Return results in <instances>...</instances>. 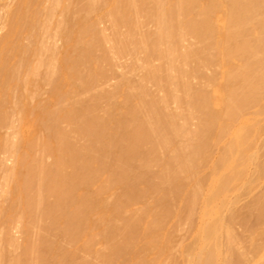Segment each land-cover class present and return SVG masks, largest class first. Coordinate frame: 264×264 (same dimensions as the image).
Segmentation results:
<instances>
[{"label": "rangeland", "instance_id": "obj_1", "mask_svg": "<svg viewBox=\"0 0 264 264\" xmlns=\"http://www.w3.org/2000/svg\"><path fill=\"white\" fill-rule=\"evenodd\" d=\"M17 1L18 0H0V34L6 29V19H7V17H9L13 13V11L17 8ZM87 1L88 0H29L28 1V4L26 6V10H28V12H30L32 14V19L29 20V21H27L25 23V25L22 27V29L20 31V34L15 37V41L14 42H15V46L18 48V51L15 52V53H13V54H11V55H9L7 57L6 64H7V67L10 69L14 65H16L18 63L19 64H22L21 62H24V67L23 68H26L25 65H28V66H31V67L32 66H37V69H36L35 75L32 78H29L28 81H26L24 83V85L23 84L22 85H15V84L12 83V84L9 85V88L6 90L5 93L0 94V141H1V138H3L5 136H7V135H9V134H11L13 132H15V130L17 128L16 126H17L18 121H19V109H18L19 106H21L23 109H25L26 111H28L29 115L32 114V113L33 114L38 113V112L40 113L42 111H44V112L47 111V112L51 113L50 111L53 112L54 110L59 109V108H60V111L63 109V113H64V110H67V112H69L68 110H70V113L72 111L74 112V114L72 113V115L74 116V119L76 120V123H77V120H81V122H82V120L85 119V118L84 119H77V118H79L80 116H83V115L85 117L90 118L91 121H92V119H95L96 116H99V114H98L99 108L106 106L107 108L106 107H104V109L101 108L103 110H105V109L107 110L108 109V111H107L108 114H106V112H105L106 110L104 111L105 113H103V114H106L107 116L104 115L105 116L104 117L102 115L104 118H101L102 116H100V118L102 119L101 121H103V122L101 124H99V121H96V120H100L99 117H97L98 119L93 120V121H95V123L97 122V124H99L100 126L102 125L103 128H104V125H106V127L109 130L110 134L113 135L115 133L114 136L115 137L116 136L118 137V135H117L118 134L117 133L118 132L117 131V126L121 125V123L123 121H126L127 114H129L128 113L129 112V109L132 108L131 110H133V108H134L133 105H135V103H137V102L140 103L139 104L140 107H143V105L141 106L142 103L140 101V98L143 99L144 96L142 97L140 95V98H139L138 94L136 95V93L137 92H143L144 94H146L148 91H151V92L153 91V88L154 87L151 88L152 86H150V85H153V83L151 81H153L154 78L153 79L150 78L151 79L150 82L152 84L151 83L150 84L146 83L147 85H149V87H147V85H146V87L148 89L151 88L150 90L147 91L146 90L147 88H143V86H140L142 84L139 83L140 79L143 76L140 75V74H139L140 76L138 74H136V76L135 75H131V73H134V72H131L132 69L130 70L129 68H126V67H129V65H127V64H129L128 61H127L128 63L122 61L123 63L126 64V66L120 65L119 67L120 68L129 69V70H126V69L123 70L122 69L123 71L122 70H121L122 72L120 71L121 74L124 75V73H123L124 71L125 72L126 71L127 72L130 71L129 72L130 74L129 73H127V74L125 73L126 75L122 76L119 73V71L117 72V70H120V68H116L115 67V69H117V70H114L113 66L112 67L110 66L112 64V62L111 63L109 62L110 64L106 62V65L107 66L104 65L106 69L103 71V74L100 76V72L102 73V71H99V73L97 72L99 74V75L97 74L99 76V79L96 81L97 75L95 74V76H96V78L94 80L95 82L93 80H91V79H93L95 77L93 75L95 73V71H93L94 73L92 72V70L94 69L93 68V64L92 65L89 64L88 61L90 59L92 61L91 56L98 55V49H96V51H95L94 49H92V47H90V45H89L91 43L90 39L92 37H94L93 34H95V33L98 32V31L96 32V30H102V29L104 30L105 29V26L107 24L106 23H103L102 21H101L102 22L101 23L100 20H99V18L103 14H105L106 12L109 11V9L111 7V0H92L93 2H91V0H89L90 3H88V4H91L92 3L91 4V7L88 5L89 8H90L89 10H87V8H86L87 7ZM240 1H238V2H240ZM260 2H261V0H260ZM260 2H258V3H260ZM144 3L142 2V4H144ZM196 3H198V4L202 5V6H206V5L210 6V5H213V4L220 5L221 0H197ZM241 3H242V1H241ZM241 3H240V5H241ZM262 3H263V1L261 2V4ZM225 4H226V2L224 4H222V5L223 6H226ZM235 4H237V3H235ZM255 4L258 6L257 3H254V5ZM144 5H143V7L146 9L147 7H145ZM148 5H149V3H148ZM256 5H255V7H256ZM227 6H230V5H227ZM227 6H226V8L221 7L218 11L215 12L214 18H212V19L215 20V21L213 20L215 23H217V22L218 23H221V21L224 19V17H225L224 11H225V9H227ZM237 6H238V4H237ZM247 6L248 5L246 4L245 7H247ZM143 7L140 8V9H143ZM149 7H151V5H149L148 8ZM242 7H241V9H242ZM260 7H261V5H259V8ZM148 8H147L146 13L150 10ZM151 8H153V6ZM140 9H138V11H140ZM145 9L144 10H141L142 13L140 11L141 14L140 13L139 14L142 15L141 18L144 19V21L146 19H147V22L148 21H151V18H149L150 20H148V18H146L147 17V16H145L146 14L143 16V11H145ZM252 9H254V6H253ZM23 11H24V9H23ZM262 11H263V8H262ZM259 12L260 11H258L257 13H259ZM195 13H196V11H195ZM195 13H194V10H193V13L187 15L186 17L191 16V15H193ZM148 15L149 16H151V15L153 16L152 11ZM255 15H256V13H255ZM196 16H198V14ZM196 16H194V15L192 16V18L194 19L193 22L197 18ZM260 16H261V14H260ZM258 18H262V16L261 17H258ZM187 19L185 18V21H187ZM190 19H191V17L189 18V20ZM212 19H211V21H212ZM255 19H256V17L254 18V20ZM189 20H188V22H189ZM128 21H132V18H131V20H128ZM144 21L142 20V22H144ZM197 21H198V19H197ZM200 21H202V20H200ZM183 22H184V20H183ZM183 22L181 21L180 24H182ZM188 22H185L186 23L185 25H187L188 28H189L190 26L188 25ZM191 22L189 24L192 25V27H191L192 30H193V26L199 25L198 24L199 22H197V25H195L194 23H191ZM263 22H264V20H263ZM152 23L154 24V21ZM252 23H253V20H252ZM145 24H143L144 26L142 25L143 28H145V30L142 29V30H144V31H142L143 33L147 30L146 27H145ZM148 24H149V22H148ZM183 25H184V23H183ZM251 25H249V27H251ZM249 27L247 28L248 31H249ZM150 28L151 27H149V29ZM176 28H178V26ZM176 28H175V30L172 28V31H175L176 32ZM191 28H189L187 31H189V32L192 31V30H190ZM152 29L153 28H151V30ZM194 29L195 30H193V31L195 32V34H197V35H195V37H197L198 36V28L197 29L194 28ZM142 32H140V33L143 34ZM149 32H151V31H149ZM200 32H201V30L199 31V34L202 33V32L201 33ZM252 32H253V29H252ZM151 33H147L146 36L148 37L149 34H150V36H152ZM185 33L188 34L186 31H185ZM91 34H92V37H91ZM173 34H172V36H173ZM244 34H245V36H249V34H250V37L254 38L253 33H252V36H251V32H247V34H246V32L245 33L243 32V35ZM192 35L194 36V34H192ZM203 35H204V33H203ZM189 36H190V34H189ZM189 36H188V38H186L187 42L188 41L190 42V40L191 41H194ZM202 37L203 36H201V38ZM205 37L208 38L207 35ZM205 37L202 38V39H198L197 40L198 43L201 40L203 41V39H205ZM240 37H242V36H240ZM152 38H153V36L151 37V39ZM197 38H195V39H197ZM246 38L247 37H244V39H246ZM151 39L149 38V40H151ZM174 39H176V38H174ZM254 40H256V39H254ZM181 41L183 43L185 42L182 39H181ZM251 41H253V40H251ZM262 41H263V44H264V39ZM174 42L176 43V40H174ZM182 42H180L178 45H180ZM148 43H149V41H148ZM151 43H152V41H150V44ZM170 43H172V42H170ZM246 43L249 44V42H246ZM260 43H262V42H260ZM260 43H258L255 46H259ZM190 44H191V42L188 43L187 45L189 46ZM252 44H254V43L252 42ZM43 45L48 46V47H45L47 49V51L45 50L46 52L45 53H42V54H40L38 52L39 53L38 54L37 53V50L39 51L40 50L39 48L42 47ZM181 45H180V47H181ZM183 45H182L183 47H181V48H183L185 50L187 48V49L190 50V48H188L185 44H183ZM203 45H207V44H203ZM185 46H186V48H185ZM191 46H192V48L194 50L193 45H190L189 47H191ZM194 46L199 47L198 44L197 45L195 44ZM152 47H153V45H152ZM180 47H178V48H180ZM208 47L210 49V46H208ZM228 47H229V45H228ZM252 47H253V45H252ZM262 47H264V46H262ZM93 48H95V47L93 46ZM150 48H151V46H150ZM150 48H148V49H150ZM154 48H155V50H158L156 48V46ZM202 48L204 49V46H202ZM255 48H257V47H255ZM259 48H260V46H259ZM259 48L257 50H259ZM148 49L146 50L145 53H147ZM183 49L182 50L180 49V50L183 51ZM199 49L201 50V47ZM206 49H207V47L205 48V52H206ZM213 49H214V47H213ZM263 49L264 48H262V50ZM155 50L152 48V52L153 51L154 52H157ZM99 51L102 52L101 50H99ZM129 51H131V52L132 51H136L134 53L135 55L139 54L138 52H140L139 49H136V50H131L130 49ZM129 51H127V52H129ZM176 51H178V50H176ZM197 51L199 52L198 49H195V52L194 51L193 52L196 54ZM40 52H42V51H40ZM141 52H142V50H141ZM202 52H200L199 56H202V54H201ZM205 52H204L203 57H205ZM253 52H255V51H253ZM84 53H86V54L88 53L87 55H90V59L85 62V63L88 62V64H87L88 67H90V68L92 67L91 68L92 70H90V68H88L91 71L90 74H89V72L88 73H85L86 72V69H87V68H85L86 67L85 64L80 63V64L83 65L84 69H83L82 65H80V64L79 65L82 68L81 67L80 68L77 67L76 64H72L71 65L72 62L74 63V60L73 59H76V58L80 57V55L82 56ZM153 53H149L148 54L149 55V58L152 55H155L156 54V53H154V54ZM179 53H181V52H179ZM194 53H192V55ZM256 53L255 54H256V57H257V55L260 53V51H259V53L256 51ZM99 54H101V53H99ZM150 54H152V55H150ZM87 55L85 56V58L87 57ZM102 55H100V56H102ZM135 55H134V57H135ZM140 55H142V54L137 55V57L140 56ZM144 55H145L144 58L146 60H148V56L146 58V54L143 53L142 56H144ZM210 55H212L211 58H215L214 55H213V53L210 54ZM244 55L242 57H244ZM54 56H56L55 57L56 58L55 60H56V63H58V64L57 65L54 64L57 68L54 67V66L53 67L56 68L58 71H60L59 73H61V72L62 73H66L64 70L68 71L69 69H71V66H72L71 71L70 70L69 71H70V75L73 76L72 70L75 69V67L73 69V66H76L77 68H79L81 70L83 69V71H85L84 72L85 75H87V74L90 75V78L91 79L89 78V80L87 81L88 78L85 79L83 77V75L81 76V74H80L77 77H80L81 76L82 78H84L85 80L83 79V81H86V82H83V81L82 82H83V84L86 83L85 85H81L82 83H78L77 80H76L77 81L76 82L77 84H76L75 81H74V79L76 77L73 78L72 76L71 77H72V79L74 81L73 83H75L76 85L70 84L72 80L70 81L69 84H66V83H63V82L56 83V80H53L52 78H50V72H53L55 69L53 68V71H49V69H48L49 67L47 68L44 65V63L50 57L53 58ZM199 56H198V53H197V58H199ZM218 56H217L218 58L216 57L219 60V63H217V64H219V66L217 65L219 67V69H217V70H216V68L214 70V67H213L212 64H207V62H205L204 65H202V66L204 68L205 67V64H206L207 67H205V70L202 71V69L201 70L199 69L200 66H201V63H200V66L197 64L199 66V68H198L199 71H202L201 73L203 74V75H201L200 72H199L200 79H198L199 78L198 76H197L198 78L195 76V73L197 72L196 70H198V69L195 70L194 75L192 74V72L190 73V71L189 72L186 71L187 73H185V74H184L185 71H182L181 72V73H183V74H181V76L182 75L183 76L184 75H190V76L192 75L191 76V79L188 78V80L191 81L190 82L191 83V86L189 87V85L186 84V85H188V90L186 91V93L189 91V88H191L192 90H190V91H194V93L196 94V96L198 94L196 92L198 90H200V94H202V92H204L201 95V98H203V95L207 97L206 94H210L212 97H214V96L217 97L218 96L217 98L219 100V103L217 105L211 106L212 109H214V110L211 111L209 109L212 112V114H214V116H213V118L215 117L214 119H216V115H219V117L221 116L219 118L220 120L219 119H218V121L215 120V122L217 121L216 122V125H213V126H215V128L213 127V129H211V130H209V128H207L206 131L208 130V132H205L204 131L205 129L202 128L201 130H203V129L204 130H203V132L202 131L201 132L202 133L205 132L206 134L205 135H199L197 133L199 137H197V136L195 137L196 140H198L199 138L201 139V137L203 136L201 140L205 141V142H202V143H205V144L203 145V144H200L199 141H197V142L195 141V143L197 145L200 144V145H202L204 147L202 148L201 146H198L199 148L201 147V150L203 149L202 151H200V149L196 148L198 151L201 152V154L197 158V160L194 161V166H191V167H193L191 169V172H193L194 174L189 172L190 171L189 170L190 169L189 168L190 166H189L188 167L189 168L188 169L189 171L187 173L185 172V174L184 173L180 174V172H179V175H183L184 177H182V176L181 177L180 176L179 177H175L173 175L175 170L172 169L174 171L173 172L172 171H169V173L171 172V174L175 177V179L170 182L171 177H169V176H171V175L165 173L166 170L165 171L163 170L165 168L166 169L168 168L167 166L163 168V165H166L168 163V161H169L170 166H172L171 165V160L172 159H171L170 155L167 156L168 159H169V157H170V159L169 160L167 159L168 161L166 163L164 161H165V158H167V157L165 156L163 158L164 161H162V156L163 155L161 154L162 152H164L163 149H165V148H163L162 149L163 151H162L161 148L163 146L161 148L158 147V146H154L155 144L152 142V144H154L153 147L156 148L155 150L152 149V144H150V142L152 141V139L154 140V138H153V137H155L154 135H157L158 136L157 133H160L162 131H165L166 130V126L168 128L169 127L168 125H170V123H171L167 119L166 121H168L169 123L167 124L165 122L167 125L165 123H164L165 125L163 124L165 126V128H164L165 130L160 127L159 132H156V130H155L156 126H159V124L162 123V120L164 122V119L163 118H165V117H163L162 120L157 121L155 119L156 116H152V113L153 112L152 113L151 112H147V113H149V115L151 113L152 118L155 117L154 119L156 121H154V119H153L154 122H160V123H157L158 125H154L156 123H153V125L155 126V128L151 126V128L153 129V131L155 132V134L154 133H153L154 135L152 134L153 135V136H151L152 139L151 140L149 139L150 142L148 141V138H150V136H147V135L146 136L148 138L146 140L148 142L147 141L145 142V139H144V142L145 143H143L141 145H136L134 143L136 141V139L133 142V140L131 138H133V136L137 137L136 135H134V132H133L137 127H135V129L133 127L134 126H138L139 121L138 122H135L134 120H132V122H131V119L132 118H135V115H137L139 113V112L137 113V111L140 110V112H141V109H140V107L137 104V106L139 108L137 107L138 108L137 110H136V108H134L135 109V114H133L134 117L131 115V112L133 113L134 110L133 111L130 110V115L132 117L130 116L129 119H130V122L132 123V126H133V124L135 122L134 126L132 127L133 128V131H132L133 134H131V133L129 134V132H128L129 131L128 129L131 127V124L128 122L130 124V126H129L128 129H126L124 127H121L123 130L124 129H126V130L123 131L121 129L122 132L119 130L120 132H119V137L118 138H120L121 135H122L121 136V139L123 137V140H121V139L119 140L120 141L119 144H117V143L114 144L115 142L114 143L111 142L114 138L111 137L113 139L110 141L111 138L108 135L109 133H107V135L110 138V139H108L109 140L108 142H109V144H110V142L113 143V145L106 148V146H103V145H106L108 143L103 144V141H102V144H100L101 145L100 146V145H98V143L96 141H93L94 143L96 142V144L99 147H101V148L104 147V149L101 150V148H100V152H98L96 150V153H94L95 151L93 153L92 152L90 153V147H88V149H89V153H88V152H86L87 149L84 150V147H82L83 148L82 149L81 147H78V145L75 146V147L73 146V148H72L71 145L74 144V143L72 144V141L73 140L71 141V143H68V141H70V140L67 141V145L66 146H70L69 149L70 148L73 149V150H71L72 152L76 148H78V149H76L77 151L78 150L80 151L82 149V150H84V152L87 153V155H85L86 153H82L83 151H81L82 155H85L84 158L82 156L83 159L80 158L81 160H84V159L87 160L86 163L88 161H91L92 162V166H90L91 164H90V162H88L89 166L90 167H93L92 169H95V168L99 169V170H97L98 173L95 172V171H91L92 169L90 170L89 169L90 167L85 162H83V165L85 163L89 167L88 168V170H90L89 172H95V174L97 173V175H95L93 173V176H92L93 177V180L92 181H89V183L86 182L87 184H84V180H85L84 177H85L86 174L83 172V169L86 168V166L84 165L85 166L84 167L83 165H79V166H83L84 167L83 169H79V170H82V171H80V174L81 175H82L81 172L84 173L83 174L84 177H83V175L81 176L80 174L79 175L82 178L80 176H79L80 178L78 177L79 179H82L83 180V184L84 185H82V182L81 181H80L81 182V185H80L79 184V181L77 182L78 179H76V182L77 183L74 181L75 180L74 179L75 177H73V175H74V173H77L76 170H77V165L78 164L77 165L74 164V165H76V168L72 164L73 167L70 168L71 170L69 169V171L66 172V176H69V178L68 177H65V176L62 177V179L64 178L63 180H65V178L66 179L68 178L69 180H71L72 178L70 179V177L72 176L73 177V180H71V181L72 182L74 181V186L73 185L71 186V184L69 185V183L67 184V185H69V187L66 186V185H63L62 186V190H60L62 192V194L59 195V197L60 196H65L66 194H68V193L65 194V192L70 191V187L71 188L74 187L75 189L74 188H72V189L75 190V192H74V194L76 195L75 197L76 198H81V197L85 198L84 201L88 205L91 206V210L89 209L90 211H87V208L85 207L87 212L85 211L86 213L83 215L85 217L82 216L83 217L82 218L79 213L84 209V206L86 204V203H84V206H82L83 208L81 207V205H83L82 202H84L82 199H81L82 200L81 201L82 204H80L79 203L80 200H78L76 198L73 200V202L75 201L74 202L75 204L72 203V205L74 204V206H75L76 204H80L79 209H81V210H78L77 211L76 208H77L78 205H76V208L74 206L71 207L72 205H70V203L67 201V199H69L68 196H70V195H67V198L65 197L66 199L65 198L64 199L61 198V199H63V201H67L66 203H67V206H68V212H69V210L75 208L72 212L73 213H76V214L78 213L77 214L78 218L81 217V219L75 220L76 222H74L75 223V225H74L75 228L74 229L67 227L69 231L68 232L65 231V229H67L66 228V225L68 224V226L71 227V224L74 221L73 219H75V217H77L76 214H75V216L73 218L72 215L69 214L71 211L69 213H66V214H68V216L70 215L72 217V220L73 221L70 220L71 221V224L65 222V220L67 221V218L65 217L66 216V214H65V211L66 210H64V211L62 210L63 213H64L63 215H65V216H63V217H65V220H64V218H59V217L62 216L61 215L62 212H61L59 214L61 216L58 215L57 216L58 219L56 218L57 221H55L53 219L54 221H52V223H50L51 222V220H50L51 218L48 215L50 213H51L50 215H52L54 211L52 209V211L49 213V211H50L49 208H50L51 205H53V203H55V201L57 203V200L55 199L56 198L55 195H57V194H55V193H58V194L60 193V191L58 190V188L56 189V192H54V190L52 191V189H51V191L54 192V195L52 194L53 197L49 194V191L50 190L47 191V195L48 196H51V197H49V198L44 197V199L46 198L47 200L46 201L43 200L44 204L41 205L42 208H41V206L39 208L41 210L43 209L42 212L40 213L41 215H43L45 213L44 211H46V212L48 211V213H47L48 215L47 216L50 218L49 220H47L48 218L45 216L47 218L45 220L44 219L45 217L42 216V218L45 220V221H41L43 223L44 227L41 228V230L39 232H38V229H40V226H42V225H40L41 223L39 224V221L41 219L38 218V219H40L38 221L37 220V217H36V221H38V223H35V225L37 224V225H39V227L35 229L34 228V225H33V228L35 229V231H33L34 229L32 230V228H31L32 225L31 224L29 225L27 223L28 222L27 220H26L27 221L26 224H28V225H26V227H27L26 228L24 226V224H25L24 223L25 222L24 220L26 219V217H25L26 214L25 213H27V211L26 210L21 211L19 209V213L21 211V213L23 212L24 215L23 214H20L21 215V219H22L21 225L19 223L20 221L18 222V220H20V219H18V220L16 219L17 220V223H16L15 215H17V213H15V211L18 212V210H14V209H18V208L16 207V205H14L15 203L14 204L12 203V201H13L12 195H10V194L8 195V198L10 199L9 200V204L10 203L13 204V205H10L11 206L10 207L8 205V203L5 204L6 202H8V198H6L7 194H4L3 191H2V193L0 192V194H1L0 197L1 198H3V197L6 198V199L3 198V199H5L6 202H4V201L1 202L2 200L0 198V213H1V211H3L6 208H8V209H6V212L3 211L4 212V215H2L3 218L0 215L1 218H2V219H0V240L3 239V242H5V248L3 247V249H2L3 252L1 250V252L3 253V254H1V255H3L2 256L3 259L2 258L0 259V262H1L0 264H7V262H8L9 259L14 260V258H15V260L17 259L16 261L20 260L19 262H22V264L24 262L26 264H29L30 261L33 260V258H35V257L37 258L39 255L41 256L42 261H40L38 259L40 256L37 258L38 260L35 258L37 260L38 264H75V263H77V264H79V263L80 264H85L88 260H90L89 259L90 257H93V256L95 257L96 256L95 254H98V257L95 258V259H92L91 260L92 261L91 264H195V262H197L195 260H198L197 257H196V253H197V250H198L197 249L198 246H196L197 243L196 244L194 243V234L198 230L199 226H201L202 223H203V220H202V217H201V213H200V211H201V199H202L203 195L206 194V192L208 190L207 188H209L210 176H211V172H212L213 167L217 166L218 163H219V160L222 158V156H220L221 152L223 151L222 148H225L223 146H225V143H227L228 142V139H229V136H228V134L226 135V133H229L230 130H234L237 127H239V125L241 124V122L243 120H245V119L251 121V126L245 131L243 138L240 140L239 148H240V151H242V153L245 155L244 159L246 158L245 159L246 162L243 161V160L241 162L242 163L245 162L246 165L243 166L244 163L242 164L240 162L242 165L239 164L240 166H238L237 171H240L238 169H242L241 172H238L237 173L236 170H235L236 173L235 172L232 173L233 174V176L231 175L232 178H230L229 181H227L226 183L225 182H224V184L222 183L223 186H221L222 188L220 189V191L218 193V197L216 198V202L221 205V207H220V209L218 211V219L222 220L223 222H227L228 227H229L231 233L233 234L234 238L237 241L236 242V251L234 253L237 252L235 257H241V258L240 259H236L234 257V259H233V255H235V254L232 252L233 254L230 255L232 258H230V256H229V262H231L233 264H264V260L263 259H260L258 257V251L260 250L259 247H262V245L264 244V212H262V211H264V207H262V205L260 203L261 200L259 201V199H261L262 197H263L262 199H264V92L261 91L264 88V87H262L264 85H262L260 83L261 84V87L260 88H262L261 90L257 86H255V87H257L261 91V93L263 92L262 94H257L258 92L256 93L257 95H260L259 97L257 96V98H254L256 95L254 94V96H253V94H251L253 96L252 98H250L251 97L250 95L248 96L249 97L248 99H246L245 97H244L245 99L241 97L243 100L238 103L237 97L235 96L236 95V92H234L235 95H233L232 92L234 90L233 91H231V90L233 88H236V89L238 88V90L239 89L241 90L242 88H244L243 87V83L244 82L240 80V79L243 80L244 77L241 78V76H240V79H237V77H235L236 78L235 80L229 81L228 80L229 77L228 78H224L223 77V75H224L223 72H226L227 70L228 71L229 70H234V71H232V73L234 72V75H235V70H237L239 68L242 69L243 66L245 65L244 63H246V59L245 60L243 59L244 60V63H243L244 65H242L243 60H241L242 57L240 56L241 59H239V58L234 59L230 63L228 62L223 67V64L220 62V55L218 54ZM258 56L260 57L261 56V53ZM137 57H135V58H137ZM140 57H139V59H141L140 62L137 61L138 58L135 60V58L132 57L134 59V61H135V64H138V63H136V61L141 64L142 60H145V59H142L143 57L142 58H140ZM153 57H155L156 60H157V56L156 55L153 56ZM153 57H151V58H153ZM159 57H161L160 54H159ZM193 57H195V56H193ZM203 57L201 59H203ZM80 58H82V57H80ZM85 58L83 57V62H84V60H86ZM95 58H97V57L95 56ZM95 58L93 57V59H95ZM102 58L103 57L97 58V59L101 60ZM126 58L128 59V56H126ZM257 58H256V60H257ZM263 58H262V60H263ZM122 59H124V58H122ZM129 59H130V57H129ZM153 59H150V60H153ZM163 59H161V61ZM188 59L186 61L187 63L189 61L188 64H191V62H190L191 59L193 60L194 63L197 62L196 61L197 59L196 60L193 59L192 56L191 57L189 56ZM205 59H207V61L210 60L209 57L208 58L205 57ZM205 59H204V61H205ZM71 60H73V61L71 62ZM80 60L82 62V59H79V62H80ZM126 60H124V61H126ZM212 60H214V59H212ZM212 60H211V62H212ZM247 60H248V58H247ZM76 61L78 63V59L75 60V62ZM158 61H156V63ZM198 61L200 62L201 60L199 59ZM250 61H247L248 62L247 65H250ZM253 61H254V58H253ZM122 62L120 61V63H122ZM168 62L167 63L166 62H163V63H165L166 65L168 64L167 66L169 67L170 64ZM177 62H176L175 65H177L179 67V65H178L179 62L178 63ZM216 62H217V60L215 61V63ZM259 62H260V60H259ZM259 62H257V63H259ZM91 63H93V62H91ZM100 63L102 64L101 61H100ZM143 63H145V61H143ZM143 63H142V65H143ZM146 63H147V61H146ZM163 63H161V64H163ZM174 63L172 62V64H174ZM215 63L213 62L214 65H215ZM103 64H105V62H103ZM161 64L159 63V66ZM165 64H163V66ZM172 64L170 66H172ZM179 64H182L181 70H183V67L185 68V65H184L183 61L181 63H179ZM202 64H203V61H202ZM108 65L111 67V69H108V67H109ZM114 65H115V63H114ZM151 65H149L150 66L149 67V70H152L153 69V68L150 69L151 68ZM153 65H154V67L156 66L155 63ZM208 65H211V67H213V68L211 69V67H208ZM247 65H245V66H247ZM163 66L161 65L160 67H163ZM241 66H242V68H241ZM245 66H244V68H245ZM254 66L256 67V64ZM131 67H134V64ZM138 67H139V65L137 66V68H136V65H135V69L136 70L138 69ZM144 67H146V68L141 67V68H143V70H140V71H141V74H143L142 72H144V76H145V72H146V70L148 68L147 64ZM168 67H167V69H169ZM194 67H197V66H194ZM259 67H260V64H259ZM259 67H258V69H259ZM262 67H263V65H262ZM77 68H76V70L77 71H80V72H77V74L78 73H81V70H78ZM98 68H100L99 70H101L104 67H102V65H101V67H98ZM158 68H156V69L159 71ZM172 68H171V70H172ZM189 68H193V67H190V65H189ZM189 68H187V69L189 70ZM252 68L254 69V71L256 70V68H254V67H252ZM135 69H133V70H135ZM144 69H146V70H144ZM167 69H166V71H167ZM225 69H227V70L224 71ZM157 70H155V71H157ZM162 71H164V70H162ZM248 71H251V70L249 69ZM23 72H24V69L21 70V74ZM75 72H74V76L76 75ZM175 72H177V70L174 71L173 73H175ZM241 72L244 73V71H242V70H241ZM247 72H245V75H246ZM253 72H252V74H253ZM84 73H82V74H84ZM167 73H168V71L166 72V74ZM173 73L171 75V78L174 76ZM237 73H240V71L237 72ZM242 73H241V75H242ZM148 74H149V72H148ZM152 74H153V72H152ZM162 74H163V72L161 74H159L158 77L160 75H162ZM256 74H258V72H256ZM137 75L139 76V80H137V78H136V77H138ZM179 75L180 74H178V76ZM196 75H198V74L196 73ZM238 75H236V76H238ZM248 75H247V77L249 78L250 75L249 76ZM260 75H262V74H260ZM263 75H264V72H263ZM91 76H94V77L92 78ZM156 76L157 75H155L153 77H155V79H156ZM181 76H179L178 78H180L181 79V83L184 84L186 82L185 79H184L185 76H184V78L181 77ZM201 76H204V77L202 78ZM149 77H150V75H149ZM149 77H146V78L149 79ZM151 77H152V75H151ZM162 77H163V75H162ZM207 77H209V78L207 79ZM211 77H212V80H213L212 82H211V80H209ZM247 77H245L244 79H248ZM254 77H255V75H254ZM254 77H252V78L255 79ZM12 78H13V75L10 74V79H12ZM144 78H143V80H142L141 83H144L143 82L144 81ZM146 78H145V80L147 82L148 79H146ZM160 78H158V79L160 80ZM173 78H175V77H173ZM158 79H157V82H158ZM162 79H161L162 81H165L166 78H162ZM169 79H170V77H169ZM180 79L179 80L176 79L177 82L180 81ZM78 80H80V78ZM171 80H172V85L171 84H169V85L173 86L174 80L173 79H171ZM188 80H187V82H188ZM256 81L257 82H259V81L262 82L264 80L262 79V81H261V76H260V79H256L255 82ZM79 82H81V81H79ZM87 82H88V84L90 86L89 87L87 86L88 88L86 89V85H88ZM89 82L90 83L92 82V83L90 84ZM153 82H154V85H155V81H153ZM177 82H175L174 85H176ZM255 82L254 83L251 82V83L256 84ZM181 83H178V86ZM78 84H80L81 86H84V87L81 88L80 86H78ZM138 84H139L140 87L138 86L139 88H138V91H137V89L135 90V88H136V86ZM163 84H159V82H158L157 85H159L158 86V87H160L159 89H162L163 90V87L164 86L163 87L160 86V85H163ZM166 85H168V82H166ZM186 85H184V87ZM256 85H258V84H256ZM171 86H169L170 89H169V87H166V88L169 89L168 92H170ZM246 86H247L246 88H248L251 85L248 86L246 84ZM174 87H176V86H174ZM179 87H181V89L179 88L178 90H182L183 87L182 86H179ZM229 87H233L230 90L231 96L233 95V96L236 97V101H237L238 104L234 100L235 101V104H237V105L233 104V105H235V109H232L234 106L232 108L231 107L229 108V105H228V108L227 109H232V113L233 114L230 113V110H227L229 112V115L226 116L225 111H224L225 107H223L226 104L222 106L223 108H220V106L222 105V102H225L226 100H227V102H229L228 99H226L228 97L226 96V94H224V91H222V90H228ZM251 87H254V86H251ZM128 88L130 89V91L129 90L127 91ZM166 88L164 87L165 92H163L161 90V92H163L162 96L165 93H167ZM132 89H134V95L132 94L130 96V93L129 92H131ZM143 89H145L146 92ZM154 89H155V91L158 90L156 88H154ZM174 90H176V89H174ZM216 90H218L220 94L218 93L216 95V93H215ZM125 91L128 92L129 96H127L128 94L125 93ZM177 91H173V92H177ZM183 91H185V88L183 89ZM241 91H240V93H241ZM243 91L245 93L244 94H241V95L246 96V94H250L249 92L246 93L245 90H243ZM159 92L160 91H158V93ZM173 92L172 93L170 92L172 94V96L174 94ZM103 93H106V94L105 95H102ZM170 93H168V94L170 95ZM179 93L180 92L178 91V94ZM186 93L184 92V96H185ZM194 93H192L193 96L191 94V98L192 99H195V101L192 100V99H190V100H192L193 102H196V99H197L198 96L196 98H193L195 96ZM155 94H156V92L152 96L150 95V97L152 98ZM168 94L167 95H164V96L165 97L167 96L166 98H168V96H169ZM180 95H181V100H183V98H184V97L182 98L183 94H180ZM92 96L97 97V99L95 98V100L98 101V105H99L98 106V110H97V107H96V102L97 101H96L94 107H96V110L97 111L95 110V112L94 111H91V109H90V108H92V110H94V108L90 105L91 104V100H92V105H94L93 104L94 103L93 102L94 101L93 100L94 98ZM146 96L149 97V93ZM162 96L160 98L161 100H162ZM172 96H170V99H173L176 95H174V97L171 98ZM87 97H91L93 99L89 100V98L87 99ZM148 97H147V99H148ZM158 97H159V95H158ZM187 97H186V99L184 98L185 101L186 100L188 101ZM176 98H177V96H176ZM199 98L200 97H198V99ZM201 98H200V100L202 101ZM222 98L223 99H226V100L223 101ZM147 99H145V101H143V102L148 101ZM208 99L209 98H207V100ZM211 99H209V100L211 101ZM238 99H239V97H238ZM161 100H159V102ZM164 100L165 99L163 98L162 101H164ZM167 100L168 99H166V102L169 101V100L168 101ZM177 100H178V98L176 99V102H177L176 103V106H180L181 104L183 106L185 105L183 103L184 100H183V102L181 101V104H179V102H178L179 100L178 101ZM153 101L154 102L157 101L156 98ZM192 101L191 102L189 101L190 102L189 105H191V103H193ZM201 101L199 102V105L202 102H204V101H202V102ZM159 102H158V104H159ZM172 102H173V100L171 102H169V103H172ZM149 103H150V98H149ZM169 103H168L167 108H165V109L166 110L168 109V110H171V111L174 112L175 108H174V110H172V108H173V106L174 107H176V106L175 105L172 106V104H169ZM197 103H198V101H197ZM145 104L146 103H144V106L148 110V108L150 106L148 104H146V105L149 106L147 108V106ZM177 104H179V105H177ZM205 104H207L206 101H205ZM150 105L153 106L152 103ZM164 105H166V104H164ZM195 105H196V103H195ZM195 105L193 106V108L196 107ZM201 105H204V104L202 103ZM191 106H190V108H191ZM205 106L202 107V108H204L203 110H205V109L207 110L208 107H209V105H207L208 107L206 106L207 108ZM236 106H238L237 109H236ZM153 107H154L153 109L156 108L155 107V104H154ZM163 107H165V106H161L160 105V108L161 109L158 107V109H160V111H158L157 113H159V112L162 113V108ZM200 107L201 106L198 107V104H197V107L196 108L199 109ZM190 108H187L186 107V110L188 111V109L190 110ZM196 108H194V109H196ZM143 109H142V112H143ZM179 109L177 110V112H175L173 114H175L177 116L178 115L180 116V111H182V110L179 111ZM103 110H101V111L103 112ZM166 110H164V111H166ZM183 110H184V107H183ZM200 110H201V108L199 110H197V112H200V114H201V111L203 112V110H201V111ZM233 110H237V111L236 112H233ZM58 111L56 110L57 113H58ZM60 111H59V114H58L59 116H60V114L62 115V113H60ZM210 111H208L207 114ZM223 111H224L225 117L222 116L223 115V113H222ZM56 112L54 113V117H55V115H57ZM166 112H168V111H166ZM188 112H190V111H188ZM194 112H196V110ZM101 113H100V115H101ZM144 113L145 112H143L142 114L139 113V115L137 116V118H139L140 115L142 116ZM154 113H156V112L154 111ZM176 113H178V114H176ZM185 113H186V111H185ZM185 113H183L184 117L187 114V113L186 114ZM204 113L206 114L205 111H204ZM159 114H156V115H158V117H157L158 119H159V116H160ZM168 114H170V111H169ZM168 114L166 113L167 118L169 117ZM190 114L191 113H189V116H190ZM193 114H195V113H193ZM200 114H198L199 116L197 115L198 116V119H197V117H194V119L196 118L197 120H199L200 119L199 117H202V119L208 117L207 114H206L207 115L206 117H204L205 115L201 116ZM65 115H67V113ZM170 115H172V114H170ZM62 116H64V114ZM145 116H143V118H147L148 117V115L146 117ZM151 116H149L150 118L148 117L147 120L148 119H151ZM162 116H163V114H162ZM172 116L170 118H173L174 117V116L173 117ZM179 116H178V119H179ZM189 116H187V117H189ZM193 116H195V115H193ZM50 117H48V120H50ZM128 117H129V115H128ZM192 117H190V118L192 119ZM29 118L30 119L32 118L31 115H30ZM45 118H46V116L44 118L42 116H39V118L35 120V122L32 125V132H31V134L28 133V132H24V136H25L26 140L19 147V151H18L19 154L21 153L22 150L24 152H27L28 153L29 150L27 148L29 147V144L32 145V146L34 145L30 149L31 152L34 153L33 158L35 156L38 157L37 155L40 153L41 150H43L41 148H43L46 145L48 147V144L49 143H50L49 146H51V147L50 148L48 147V148L50 149V151H54L53 148H52V146H53V140H52V138L54 137L53 134H55L56 131H53L54 133L51 132L52 130H54V128H52V125L53 124L50 123V125H48L47 123H49V122L46 121ZM61 118H63V117H61ZM71 118L73 119V117H70V119ZM143 118H141L140 121ZM175 118H176V116H175ZM190 118H188V119L190 120ZM217 118H218V116H217ZM53 119H51L50 121H52ZM74 119H73V121L75 122ZM178 119H176V120L179 121V124H180V121H182L183 119L182 120H180V119L178 120ZM188 119H186V117H185L184 120H187V122H189ZM211 119H212V117H211ZM56 120L58 121L59 119H57V117H56L55 121ZM135 120L137 121L136 118H135ZM206 120H207V118H206ZM70 121H72V120H70ZM91 121L89 120L90 124H91ZM191 121L192 120H190V123H191ZM210 121H209V123L205 124V127H207L210 124ZM81 122L79 121V124H81L80 126L82 127L83 123H81ZM89 122H86L85 125H87V123H89ZM145 122H147L146 119H145ZM145 122L142 121L140 123H145ZM148 122L150 124H152L151 121L148 120ZM184 122H186V121H184ZM187 122H186V125H189L190 123L187 124ZM194 122L196 123V121H194ZM194 122L192 121L193 124H194ZM197 122L200 123L199 126H198L199 128H201L200 125L202 126V125H204L203 123H206L205 120H204V122L202 120V123L200 122V120L197 121ZM215 122L213 121V123H215ZM95 123L93 122L94 125H95ZM103 123H104V125H103ZM136 123H137V125H136ZM198 123H196V124L198 125ZM57 124H58V122L55 123L54 125L57 126ZM59 124H61V126ZM59 124L58 125H59V129H60V127H63L62 126V122L59 123ZM93 124H92V126L91 125H88V126L93 127L94 126ZM145 124H143V126ZM183 124H185V123H183ZM183 124H182V126L184 127L185 125H183ZM196 124H195V126L197 127ZM212 124H211V126H212ZM71 125H72V123H71ZM76 125H78V123ZM163 125H160V126L163 127ZM175 125H176V123H175ZM190 125L192 126V124H190ZM47 126H51L50 129ZM56 126H55V129L58 127V126L57 127ZM80 126H77V127L76 126H73L71 128L74 129V127H75V129L78 128L77 131H79L81 129H83V131H84V128H81ZM87 127H85V128L87 129ZM91 127H90V129L88 127L87 130H91L92 129ZM102 127H100V129L103 130ZM125 127H128V124H127V126L125 125ZM170 127H171V125H170ZM172 127H173V125H172ZM178 127L180 128V131H182L181 130V126L178 125L176 127V129ZM138 128L140 129V127H138ZM148 128H149V126H148ZM151 128L149 129L148 133L150 132ZM157 128H159V127H157ZM96 129H98L97 126L93 130L96 131ZM143 129H144V127L140 130V132L142 134H143L144 131H145V133L147 131V130H143ZM188 129H189V131H192L190 127ZM195 129H197V128H195ZM102 130H101V132H102ZM160 130H162V131H160ZM168 130L169 129H167V131H166L167 132V135H168ZM177 130L174 131V129H173L174 132H176ZM183 131L186 133V138H187V136L189 135L186 132L187 130H183ZM195 131H193V132H195ZM87 132L89 133V131H86L85 130L84 131V135ZM92 132L90 131V134ZM138 132H139V130H138ZM140 132L138 134H140ZM151 132H152V130H151ZM170 132L171 131H169V134L172 135L173 133L171 134ZM201 132L199 130V133L200 134H202ZM88 133L86 135H88ZM161 134L163 136L166 133L164 132V134L163 133H161ZM161 134H160V136H161ZM175 134H177V132ZM51 135L53 137H51ZM96 135H97V131H96ZM103 135L104 134L102 133L101 136H103ZM107 135H105L106 136L105 138H107ZM129 135L130 136L133 135V136H131V138H130ZM149 135H151V134H149ZM170 135H168L169 138H170ZM190 135H191V133H190ZM190 135L188 137H190ZM74 136H76V135H74ZM90 136H92V138H93V135L92 134ZM90 136L88 135V138ZM160 136H159V138L156 137L157 140L155 139L157 141L156 144H158V145L163 144L164 136H163V139L162 140H161L162 136H161V138H160ZM194 136H195V134H194ZM31 137L34 138V140H35L33 142L34 144H31L32 141H31V143L28 144V142L30 141ZM81 137L83 138V135ZM97 137H99V133H98V136H96V137L94 136V138H96L98 140ZM138 137H141V136L138 135ZM171 137L172 138H170V139H167V138L166 139L169 140V142H170V140H172L171 141L172 142L171 144L176 143V144H179V145H177V147H176V146H174L176 144L169 145L168 144L169 142L168 143L167 142H164V144H165V146H166L167 149L170 150L172 146H174L172 148H175V150L176 149L178 150V149L182 148L181 146H183L185 148V145H182L184 143V141H185V139H184L185 138V135L183 136L184 137L183 138L184 140L182 139V136H181V139L179 138V140H177L178 138L177 139H175V138L173 139V136H171ZM77 138H74V139L76 141L78 140L79 142L82 139V138L80 139V137H77ZM92 138L90 137V139H92ZM87 139H85V140H87ZM96 139H93V140H96ZM192 139L195 140L194 138H192ZM105 140H107V139H105ZM105 140H104V142H105ZM139 140H140V138H139ZM190 140H189V143H191ZM45 141H49V143L48 142H45ZM98 141H100V140H98ZM119 141H117V142H119ZM79 142L76 143V144H79ZM83 142H84V140H83ZM86 142H88V140ZM185 142L187 143L188 141H185ZM25 143L28 144V145H26L27 148H25L26 147L25 146ZM44 143H47V144L46 145H43ZM100 143H101V141H100ZM137 143H140V142H137ZM76 144H74V145H76ZM83 144L84 143H82V141H81L79 145L81 146ZM192 144H191V146H192ZM1 145L2 144L0 142V149L3 148ZM88 145L89 144L87 143V145H84V146H88ZM97 145L94 144L93 146L95 147ZM41 146H43V147H41ZM194 146L195 145L193 144V147ZM157 147L159 148V150L162 151V152L160 151L161 152L160 154L157 151L158 150ZM44 148H46V147H44ZM51 148H52V150H51ZM65 148L67 149L68 147H65ZM79 148H81V149H79ZM185 149H183L184 150L183 153H180V155L178 154V156L177 155H173V157L174 156L179 157V158L176 159L177 161L180 160V158H182V159L183 158L188 159L187 157H189L190 155H187L189 153H186V155L184 154V152H186ZM47 151H49V150H47ZM66 151H68V150H66ZM71 151H69V152H71ZM75 151L73 152V154L72 153H69V152H66V153L71 154V156L73 157V155H75V156L78 155ZM155 151H156V153H155ZM178 151L176 153H179ZM3 152H5V151H2V153L0 151V178L2 176L4 177V174L6 173L5 171H7V170H8L7 173H9L11 169L15 170L16 173L19 171V168H16L17 165H18V160L16 158H14V161H11L12 159L7 158V157L10 156L8 152L6 153V155H9V156H7L5 158L4 155H3L4 154ZM165 152L166 153H164V154H167L168 150L165 149ZM188 152H189V150H188ZM194 152H196V150ZM197 152H196V154H197ZM32 153L29 152L30 155H33ZM66 153H64V156L66 155ZM78 153H80V152H78ZM174 153H175V151H174ZM48 154H51L53 157L48 156ZM48 154L46 155V157H44L45 159H43V162L45 164V165L43 164L44 165V169H47L46 165L47 166H50L51 163H52V161L55 160V158L56 159L58 158V157H56V153L49 152ZM69 154H67V155H69ZM196 154L194 153V155L193 154L192 155L194 157H196L195 156ZM223 154H224V152L221 155H223ZM72 157H71V159H72ZM79 157H81V154H80ZM219 157H220V159H219ZM11 158H12V156H11ZM190 158H192V157H190ZM193 158H192V160H193ZM73 159L72 160L69 159L70 160V163L67 161L68 162V164H67V167L68 168L70 166H72L71 165V161L72 162L75 161V158L74 157H73ZM80 159H78L76 162L79 163L80 162L79 161ZM98 159H101L100 162L98 161L99 163L96 161ZM144 160H146L145 163L143 162ZM176 160H174V161H176ZM174 161L172 160V163H175ZM177 161H176V164L180 163L179 161L178 162ZM188 161H189V159H188ZM13 162H14V164H13ZM162 162H163V165H162ZM53 163H54V161H53ZM80 164H81V162H80ZM183 164L184 163L181 164L182 166L180 165V167H177V168H179V169L181 167L183 168ZM187 164H188V162H187ZM68 165H70V166H68ZM97 165L98 166H101L102 165V166L100 168H98ZM188 165H190V163ZM53 166H54V164L52 166H50V167H52V169L50 168V170H53ZM67 167H64V169H68ZM185 167L187 168V165ZM23 168H24V166H22V169H20V171L18 172V173H20V176L22 174L24 176V171L25 170H23ZM174 168L176 169V167H174ZM25 169H27L26 171H28V168L27 167ZM21 170H22V172H21ZM47 170H49V169H47ZM47 170H46V172L49 174V172ZM178 171L179 170H177V173H178ZM183 171H187V170H181V172H183ZM63 172L65 174V171L64 170H63ZM167 172H168V169H167ZM88 173H87V175L91 176ZM188 173H189V176H190V174L195 175L194 177L192 176V178H193L192 180H190L191 178L186 177V176H188L187 175ZM48 174H47V176H48ZM50 174H52V172ZM25 175H27V174H25ZM60 175H62V174L60 173ZM123 175H125V178H124ZM175 175H176V172H175ZM76 176H78V175H76ZM89 176H88V179L90 178ZM116 176L117 177L120 176V177L118 179L117 178L115 179ZM121 176H123V177H121ZM173 176H172V178H174ZM177 176H178V174H177ZM197 176H198V179H197L198 184H196V182H197L196 181ZM48 177L50 178L51 176H48ZM167 177H169L170 179L168 180ZM56 179H58V178H56ZM68 179L66 180V183L67 182H70L71 183V181H68ZM88 179L85 180V181H88ZM90 179H92V178H90ZM166 179L168 180V182H167ZM60 180H61V178H60ZM60 180L59 181L57 180L59 182L58 183L59 184L58 186H61L62 185V184L60 185V183H61ZM193 180L196 181L195 184L199 186L198 189H199V192H200V195L201 196H200L199 201H198V199L197 200L196 199H194V200L192 199L193 202L195 200L197 202L191 205V203L189 201V199H191V198H189V197L192 194L190 192L191 191V187H194L195 186L193 184ZM62 182H64V181H62ZM75 183L76 184H79L80 186L79 185H78V187H77V185L75 186ZM54 184H55V182H54ZM56 184H57V182H56ZM64 186L65 187H68L69 190L68 191L67 190H64V192H63V189L65 188ZM76 187H77V189H76ZM1 188L2 187L0 185V191H1ZM57 190L59 192H57ZM192 190H193V188H192ZM51 191H50V193H52ZM71 192L73 193V191H70L69 194H72ZM192 192H194V191H192ZM63 193L65 195H63ZM74 194H72V195H74ZM4 195H6V196H4ZM47 195H45V196H47ZM192 195H194V193ZM54 196H55V198H54ZM79 196H81V197H79ZM73 197L74 196H72V198H70V200L73 199ZM198 197H199V195L197 196V198ZM57 198H58V195H57ZM194 198H196V197H194ZM76 201H78V202H76ZM255 202L257 204L260 203V205L262 207L261 209H263V210L261 211V209H258V211L260 210L261 213H263L262 215L259 213L260 211L259 212L257 211V208H258L257 206H256L257 208L255 207L256 209L253 208V206H255V204H256ZM262 202H264V200ZM56 203L54 204V208H56L57 206L63 204L64 202L63 203H59V205H58V203L57 204ZM253 203H255V204H253ZM187 204H189V207H188ZM262 204H264V203H262ZM7 205H8V207H7ZM69 205H70V207H69ZM88 205H86V206H88ZM260 205H258L259 208H260ZM12 207H13V210L12 211H9V209L10 208L12 209ZM61 207H62V205L59 206V208H61ZM66 207L64 206L63 208H66ZM56 209H54V210H56ZM33 211L36 212V210H33ZM33 211H32V213L35 214ZM38 211H40V210H38ZM12 212L14 213L13 216L11 215ZM55 212H56V214L54 213V216L57 215V213H59V211L58 212L55 211ZM30 214L28 216H30ZM22 215H23V217H22ZM37 215H39V212L37 213ZM81 215H82V213H81ZM31 216H32V221H33L32 224H34V220H33L34 215L31 214ZM31 216L29 217V220H31ZM8 217H9V219L12 217L14 221L12 222V218L9 220ZM18 218H19V215H18ZM52 218H53V216H52ZM17 224H19V225H17ZM36 231L39 233L38 235H39V237H40V239L42 241V242L39 241L40 244L41 243H44L45 246H47V247L49 246V250H46L48 248L46 247V249H45V246H44V248L40 249V251H39V248L41 246H39L40 244L39 245L37 244V243H39L38 242V239L39 238H37V232ZM86 232H87V235L88 236L91 235L90 239L88 237L89 240H88V243H87V245H89V250H88V248H86V247L84 248L83 247V244L85 242V238H87L86 237L87 236L86 235ZM6 237L9 238V240L11 239L12 246L14 244V247H11V246L10 247H6V242H7L6 241L7 240ZM4 239H6V240L4 241ZM35 239L37 240V243H36V241H34ZM32 241L35 242V243H33ZM27 242L29 244H30V242L33 243L34 244L33 247L34 246L37 247V245H38V247H37V249L39 251V255L38 256H37V254H35V253H37L36 252L37 249L35 250V253H34L35 254V257H33L34 255L31 254L32 253L31 250L34 249V248H32V249L30 248L31 245H30L29 249H27V252H29L28 250L31 249L29 253L32 256H30V255L29 256H30V258L33 257L32 260H30L29 256H27L28 255L27 252H26L27 255H26V253H23V251H25V248H28V247H26V245H28ZM1 243L2 242L0 241V244ZM7 244H8L7 246L10 245L8 242H7ZM123 244H124V246H127L125 248L123 247L124 249L122 248ZM24 245H25V248L23 247ZM2 246H4V243H3ZM193 247H194V249H193ZM0 248H2V247H0ZM87 250H88V252H87ZM189 250H191V251L193 250L192 251V255H193L192 257L189 255ZM88 253H89V256L87 255ZM92 254H93V256H92ZM237 254H239L240 256H238ZM86 256H88V258H86ZM84 258L88 259L87 261L85 259V261H86L85 263H84ZM231 259H233L232 260L233 262L230 261ZM26 261H28L29 263L26 262ZM82 261H83V263H81ZM223 261H225V260H222V256H219L214 261V264H223L222 263ZM19 262H18V264H19ZM37 262H36V264H37ZM198 262H197V264H198ZM209 263H207V264H209ZM33 264H35V262H33Z\"/></svg>", "mask_w": 264, "mask_h": 264}, {"label": "bare ground", "instance_id": "obj_2", "mask_svg": "<svg viewBox=\"0 0 264 264\" xmlns=\"http://www.w3.org/2000/svg\"><path fill=\"white\" fill-rule=\"evenodd\" d=\"M28 1L29 0H18L17 1V8L13 11V13L9 16V17H7V19H6V29L0 34V94H3V93H5L6 92V90L9 88V85L10 84H15V85H24V83L26 82V81H28V79L29 78H32L34 75H35V72H36V69H37V66H28V65H25L26 66V68H23L24 67V62H21L22 64H16V65H14L12 68H8L7 67V64H6V59H7V57L9 56V55H11V54H13V53H15V52H17L18 51V48L15 46V37L16 36H18L19 34H20V31H21V29H22V27L25 25V23L27 22V21H29V20H31L32 19V14L30 13V12H28V10H26V6H27V4H28ZM89 1V0H88ZM87 1V10H89L90 8H89V6L91 7V4H88V3H90V1L88 2ZM196 1L197 0H111V7H110V9H109V11L108 12H106L105 14H103L100 18H99V20H100V22L102 21L103 23H106L105 25V29L103 30H96V32L97 33H95V34H93V36L94 37H92V34H91V39H90V41H91V43L89 44L90 45V47H92V49H94L95 51H96V49H98V55H95L97 58H101V57H103L101 60H99V59H97V58H95V56H91V58H92V61H91V59H90V55H87L86 53H84L82 56L80 55V57H82V58H80V57H78V58H76V59H73L74 60V63L72 62L73 60H71V65L72 64H76V66L77 67H81L80 65H82V64H85V68H87L86 69V72L85 71H83V69H84V67H83V65H82V67H83V69L81 70V69H79V68H77L76 66H73V69H74V67H75V69L74 70H72V73H73V76L72 75H70V71H71V69H72V66H71V69H69L68 71H66V70H64L66 73H59L60 71H58L56 68V66L55 65H57L58 63H56V56H54L53 58L52 57H50L45 63H44V65L49 69V71H53V68L54 67H56V68H54L55 70V72L53 73V72H50V78H52L53 80H56V83H59V82H63V83H66V84H69L70 83V81H71V83L70 84H74V85H76L77 83V81H78V83H82L81 85H85L86 83H84L83 84V82H86V81H83V79L85 78V79H87V81L89 80V78H90V75H85V73H88L89 72V74H90V70H92L90 67H88L87 66V64H88V62H89V64H93V70H92V72L93 71H95V73L93 74L94 76H95V74L97 75L98 73H99V71H102V73L100 72V76L103 74V71L106 69L105 68V66L104 65H106V62L107 63H111L112 62V64L110 65L111 67L113 66V68H114V70H117V69H115V67L116 68H120L119 66L120 65H124V66H126V64L125 63H123V62H126V63H128L129 62V64H127V65H129V67H126V68H129L130 70L132 69V71L131 72H134V73H131V75H135L136 76V74H140V75H142L140 78V81H139V83L140 84H142V85H140V86H143V88H147V87H149V85H147L146 83H148V84H150L151 82L153 83V85H150V86H152L151 88H156V89H158V90H156L155 91V89L153 88V91L151 92V91H148V90H150L151 88H147L146 90L148 91L146 94H144L143 92H137L136 93V95L138 94V96H139V98H140V95L143 97V99L142 98H140V101H141V106L143 105V107H140V103H135V105H133L134 106V108H136V110L140 107V109H141V112H142V109H143V112H145L142 116L140 115L139 116V118H137V116L139 115V113L140 114H142L141 112H140V110L139 111H137V115H135V118L137 119V121L135 120V118H132L131 119V122H132V120H134L135 122H138L139 121V123H138V126H134V124H135V122H134V124H133V126H132V123L130 122V116L132 115L133 117H134V115L133 114H135V109L133 108V110H131V109H129V114H127V119H126V121H123L122 123H121V125H119V126H117V135H118V137H119V132L121 131L122 132V128L121 127H124V128H126V129H128L129 128V126H130V124H131V127L128 129L129 131V134L131 133V134H133V132H134V135H136L137 137H138V135L139 136H141V137H135V136H133V135H131V136H133V138H131V136L129 135V137L133 140V142H134V140L136 139V141L137 142H140V143H137L136 141L134 142L136 145H141V144H143V143H145L147 140V136H150V138H148V141L150 142V140L152 139L151 138V136H153L154 134H155V132L153 131V129L151 128V126L152 127H154L155 128V126L154 125H158L157 123H160V122H154V121H159V120H162V118L163 117H165V118H163L164 119V122H163V120H162V123H160L159 124V126H156V128H155V130H156V132H159V129H160V127L161 128H165V124L167 123H169V122H171L170 123V125H171V127H170V125H168L169 127L167 128V126H166V130L165 131H162V130H160V131H162V132H160V133H157L158 134V136L157 135H154L155 137H153L154 138V140L152 139V141L150 142V144H152V142L155 144H152V149H156V148H154L153 147V145L154 146H158V147H162L161 148V150L163 149V148H165L166 150H168V152H167V154H164V153H166L165 152V149H163L164 150V152H162L161 150H159V148L157 147V151L159 152V154L161 153L163 156H162V161H164L163 160V158L166 156H169L170 155V157H171V159L174 161V160H176L177 158H179V157H176V156H174L173 157V155H177L178 156V154L180 155V153H183V149H185L186 150V152H184V154L186 155V153H189V154H187V155H190L189 157H187L188 159H189V161H188V159H186V158H180V160H178L180 163H178V164H176V161H174L175 163H172V160H171V165L172 166H170V164H169V159H170V157H169V159H168V157L167 158H165V161L164 162H166L167 163V161H168V163L166 164V165H163V162H162V165H163V168L164 167H168L167 169H168V172H167V169L165 168V169H163L164 171H165V173H167V174H169V175H171V176H169V177H171V179L169 178V177H167L168 178V180L170 179V182L172 181V180H174L175 179V177H184L183 175H179V172H180V174H182V173H184L185 174V172L187 173L189 170V172L190 173H193V172H191V169L193 168V167H191V166H194V161L195 160H197V158L200 156V154H201V152L200 151H202L201 150V147L203 148L204 146H202V145H200V144H205V143H202V142H205V141H203V140H201L202 139V137H201V139L199 138L198 140H196V136L197 137H199L198 136V134L199 135H205L206 133L205 132H208V130L206 131V129L207 128H209V130H211V129H213V127L215 128V126H213V125H216V122L218 121V119L221 117H219V115H216V119H214L213 118V116H214V114H212V110H214V109H212V107L211 106H215V105H217L218 103H219V100H218V96L217 97H215L214 95V97H212L210 94H206L207 95V97L206 96H204L203 95V98H201V95L204 93V92H202V94H200V90H196L195 92L196 93H198L197 94V96L198 97H200L201 99H202V101H204V102H202L201 100H200V98L198 99V97L196 96V94L194 93V91H190V90H192L191 88H189V91L186 93V91L188 90V85H189V87L191 86V81L190 80H188V78L189 79H191V76L190 75H184L185 76V78H184V76L182 75L181 76V74H183V73H181L182 71H185L184 72V74L185 73H187V72H189L190 71V73L192 72V74L194 75V73H195V70L196 69H198L199 68V66H200V63H201V66H200V70L202 69V71H204L205 70V67H207L206 66V64H205V67L203 68V66L202 65H204V63L205 62H207V64H212L213 65V67H214V70H215V68H216V70L217 69H219V64H217V63H219V60L217 59L219 56H218V54L220 55V62L223 64V67H224V65H226L228 62L230 63L231 61H233L234 59H237V58H239V59H241V57L244 55V57H242V59L241 60H245L246 59V63H244V60H243V62H242V65H247V61H250V65H247V66H245V68H244V66H243V68H242V66H241V68L242 69H237V70H235V75H234V72L232 73V71H234V70H227V69H225L224 71H226V72H223L224 73V75H223V77L224 78H228L229 77V81H233V80H235L236 78L235 77H237V79H240V76H241V78H245V77H247V75L249 74L250 75V77L248 78V79H244L243 78V80L242 79H240L241 81H243L244 83H243V87L244 88H242L241 90L239 89L238 90V88L236 89V88H233V87H229L228 88V90H222V91H224V94H226V96L228 97V98H226V99H228V101L229 102H227V100L226 99H223L222 98V100L224 101V100H226L225 102H222V105L220 106V108H223V107H225V109H224V111H225V114H226V116H228L229 115V112L227 111V110H230V113L231 114H233L232 113V109H235V105H237L239 102H241L243 99L242 98H246V99H248L249 97V95L251 96L250 98H252L253 96H254V94L256 95L254 98H257V96L259 97L260 95H257V94H262L263 92H264V88L262 89V88H260L261 87V84L262 85H264V81H262V79L264 80V75H263V70H264V49L262 50V48H264V47H262V46H264V44H263V39H264V22H263V20H264V0H261V2L263 1V5L261 4V2H260V0L258 1V0H241L242 1V3H241V1L240 0H221V3H220V5H216V4H213V5H210V6H208V5H206V6H202V5H200V4H198V3H196ZM238 1H240V2H238ZM248 3H247V2ZM257 1V2H256ZM91 2H93L92 0H91ZM142 2L145 4H142ZM226 2V6L227 5H230V6H227V9H225V11H224V15H225V17H224V19L221 21V23H215L214 21V19H212V18H214V15H215V12L216 11H218L221 7H224V8H226V6H223L222 4H224ZM245 2V3H244ZM258 2H260V3H258ZM148 3H149V5H151V7L153 6V8H151V7H149L148 8ZM235 3H237L238 4V6H237V4H235ZM240 3H241V5H240ZM254 3H257L258 4V6L256 5V7H255V5H254ZM246 4L248 5L247 7H245L246 6ZM89 5V6H88ZM141 5V6H140ZM143 5L145 6V7H147L148 9H150L149 11L151 12L152 11V13H153V16L151 15V16H149L148 14L150 13L149 11L146 13V11H147V8L145 9L144 7H143ZM148 5V6H147ZM236 7H235V6ZM259 5H261V9L259 8ZM242 7V9H241V7ZM253 6H254V9H252L253 8ZM143 7V9H140V8H142ZM229 7V8H228ZM234 7V8H233ZM239 8V9H238ZM256 8V9H255ZM258 8V9H257ZM262 8H263V11H262ZM23 9H24V11H23ZM138 9H140V11L141 10H144L145 9V11H143V16L145 15V16H147L146 18H148V20H150L149 18H151V21H148L149 22V24H148V22H147V19L144 21V19H142L141 17H142V15H140L141 13H142V11H141V13H140V11H138ZM260 9V10H259ZM193 10H194V13H195V11H196V15L198 14V16H196L195 14H193L194 16H196L197 18L195 19V21L193 22V18H192V16L193 15H191V16H188L189 18L191 17V19L189 20V18L188 17H186L187 15H189V14H192L193 13ZM254 10V11H253ZM258 11H260L259 13H257ZM145 12V13H144ZM140 13V14H139ZM255 13H256V15L258 16V17H261L262 16V18H258L256 15H255ZM260 14H261V16H260ZM140 16V17H139ZM149 16V17H148ZM254 16V17H253ZM153 17V18H152ZM256 17V21L254 20V18ZM130 18V19H129ZM131 18H132V21H128V20H131ZM144 18V17H143ZM185 18L187 19V21H185ZM258 18V19H257ZM153 19V20H152ZM197 19H198V21H197ZM211 19H212V21H211ZM263 19V20H262ZM142 20L144 21V22H142ZM183 20H184V22H183ZM188 20H189V22H188ZM200 20H202V21H200ZM214 20V21H213ZM252 20H253V23H252ZM154 21V24L152 23ZM183 22L184 23V25L186 24L185 22H188V25L190 26L189 28H191L192 27V25H190L189 23L191 22V23H194L195 25H197V22H199L198 24L199 25H197V26H193V30H195L194 28H198V38L197 37H195V35H197V34H195V32L192 30V28L190 29V30H192V31H187L189 28H188V26L187 25H183V23L182 24H180V22ZM261 21V22H260ZM101 22V23H102ZM255 22V23H254ZM257 22V23H256ZM263 22V23H262ZM147 25H146V24ZM152 23V24H151ZM143 24H145V27H146V29L148 30H146L144 33L142 32V31H144L145 30V28H143ZM193 24V25H194ZM252 24V25H251ZM258 24V25H257ZM260 24V25H259ZM143 25V26H142ZM150 25V26H149ZM154 25V26H153ZM174 25V26H173ZM182 25V26H181ZM249 25H251V27H249ZM151 27V28H153L152 30H151V28L149 29V27ZM178 26V28H176ZM184 26V27H183ZM254 28H253V27ZM257 26V27H256ZM107 27V28H106ZM187 27V28H186ZM249 27V31H248V28ZM172 28L175 30V28H176V32L175 31H172ZM182 28V29H181ZM186 28V29H185ZM142 29H144V30H142ZM252 29H253V32H252ZM188 33V34H186L185 33V31ZM201 30V34H199V31ZM246 30V31H245ZM149 31H151V32H149ZM197 31V30H196ZM95 32V31H94ZM140 32H142L143 34H141ZM175 34H173V33ZM243 32L245 33L246 32V34H247V32H251V36H252V33H253V36H254V38H252V37H250V34H249V36H245V34L243 35ZM93 33V32H92ZM146 33V34H145ZM147 33H151V35L153 36V40L151 39V37L152 36H150V34H149V38L151 39V40H149V38L146 36L147 35ZM203 33H204V35H203ZM137 34V35H136ZM145 34V35H144ZM172 34H173V36H172ZM184 34V35H183ZM189 34H190V36H189ZM192 34H194V36L192 35ZM145 37H144V36ZM208 36V38L207 37H205V36ZM185 38H183V37ZM188 36L189 37H191V39H193L194 41H191L190 39V42H191V44L190 45H193V47H194V50H193V48H192V46L191 47H189L187 44L188 43H190L189 41L187 42V40H186V38H188ZM201 36H203L202 38H204L205 37V39H203V41L201 40V41H199V43H198V39H202L201 38ZM240 36H244V37H247L246 39H244V37L242 38V37H240ZM173 37V38H172ZM200 37V38H199ZM174 38H176V39H174ZM195 38H197V39H195ZM252 38V39H251ZM173 39V40H172ZM181 39L183 40V41H185L184 43L181 41ZM254 39H256V40H254ZM174 40H176V43L174 42ZM251 40H253V41H251ZM93 41V42H92ZM148 41H149V43H148ZM150 41H152V43L150 44ZM170 41V42H172V43H168V42ZM256 41V42H255ZM180 42H182L181 44L183 45V44H185L188 48H190V50L189 49H187L186 48V46H185V48H186V50L185 49H183V48H181V47H183L181 44V47H180V45H178ZM195 42V43H194ZM246 42H249V44H247ZM251 42V43H250ZM252 42L254 43V44H252ZM260 42H262V43H260ZM193 43V44H192ZM232 43V44H231ZM258 43H260V48H259V46H255V45H257ZM173 44V45H172ZM175 44V45H174ZM197 45L198 44V46L199 47H197V46H194V45ZM203 44H207V45H203ZM209 44V45H208ZM253 45V47H252V45ZM48 45V44H47ZM95 47V48H93V46ZM151 46V48H150V46ZM152 45H153V47H152ZM228 45H229V47H228ZM44 46V47H43ZM42 47L44 48H42V47H40L39 49V51L37 50V53L39 52L40 54H42V53H45L46 51H47V49L45 48V47H48V46H45V45H43ZM156 46V48L158 49V50H155V47ZM180 47V48H178V47ZM202 46H204V49L202 48ZM208 46H210V49H209V47ZM257 47V48H255V47ZM97 47V48H96ZM178 49H177V48ZM201 47V50L203 51H201L199 48ZM207 47V49H206V52H205V48ZM213 47H214V49H213ZM148 48H150V49H148ZM152 48L155 50V51H157V52H154V53H156L155 55L157 56V60H156V58L155 57H153V56H155V55H152V54H150V55H152L151 57H153V58H149V53H153L152 52ZM192 48V49H191ZM233 48V49H232ZM253 50H252V49ZM259 48V50H257ZM43 49V50H42ZM136 50V49H139V51L140 52H138L139 54H142L143 55V53L144 54H146V58H147V56H148V60H146L144 57H145V55L144 56H142V55H140V56H138L137 57V55H139V54H137V55H135L134 53L136 52V51H129V50ZM148 49V51H147V53H145L146 52V50ZM160 49V50H159ZM183 49V51H181V50ZM195 49H198L199 50V52L197 51L196 52V54L194 53L195 52ZM210 51H209V50ZM213 49V50H212ZM218 51H217V50ZM46 50V51H45ZM99 50H101L102 52H100ZM141 50H142V52H141ZM151 52H150V51ZM176 50H178L179 52H181V53H179L178 51H176ZM216 50V51H215ZM40 51H42V52H40ZM127 51H129V52H127ZM194 51V52H193ZM209 51V52H208ZM215 51V52H214ZM253 51H255V52H253ZM256 51L259 53V51H260V53H261V56L259 57L258 55H260V53L257 55V57H256ZM149 52V53H148ZM176 52V53H175ZM200 52H202L201 54H202V56H199V54H200ZM204 52H205V57H209V61H207V59H205V57H203V55H204ZM211 52V53H210ZM218 52V53H217ZM263 52V53H262ZM38 53V54H39ZM99 53H101V54H99ZM126 53V54H125ZM130 53V54H129ZM153 53V54H154ZM192 53H194L193 55H192ZM197 53H198V56H199V58H197ZM213 53V55H214V57L215 58H211L212 57V55H210V54H212ZM256 53V54H255ZM104 56H103V55ZM133 56H132V55ZM159 54H160V56L161 57H159ZM178 54V55H177ZM87 55V57L85 58V56ZM100 55H102V56H100ZM128 56V59L126 58V56ZM134 55H135V57H137L138 58V60L137 61H139L140 62V60L141 59H139V57L140 58H142V59H145V60H142V62H141V64L139 63V62H137L136 61V63H138V64H135V61H134V59L133 58H135L134 57ZM208 55V56H207ZM247 55V56H246ZM263 55V56H262ZM99 56V57H98ZM191 57L192 56V58L193 59H197L196 61L197 62H193V60L191 61L190 60V62H191V64H188L189 63V61H188V63L186 62L187 61V59H188V57ZM193 56H195V57H193ZM218 56V57H217ZM241 56V57H240ZM248 58V60H247V58ZM83 57L86 59V60H84V62H83ZM89 57V58H88ZM93 57L95 58V59H93ZM129 57H130V59H129ZM133 57V58H132ZM165 57V58H164ZM203 57V59H201ZM217 57V58H216ZM257 58V60H256V58ZM88 58V59H87ZM122 58H124V59H122ZM137 58H135V60L137 59ZM165 60H164V59ZM253 58H254V61H253ZM260 58V59H259ZM262 58H263V60H262ZM78 59V63H77V61L75 62V60H77ZM79 59H82V62H81V60H80V62H79ZM90 59V60H89ZM122 59V60H121ZM127 59V60H126ZM150 59H153V60H150ZM161 59H163L162 61H161ZM186 59V60H185ZM201 60L200 62L198 61V60ZM204 59H205V61H204ZM212 59H214L215 61L217 60V62L215 63V61L214 60H212ZM87 60H89L87 63H85ZM124 60H126V61H124ZM155 60V61H154ZM159 60V61H158ZM179 62V63H181L182 61H183V63H184V65H185V68L183 67V70H181V68H182V64H179L177 61ZM182 60V61H181ZM189 60V59H188ZM194 60V61H195ZM211 60H212V62H211ZM256 60V61H255ZM259 60H260V62H259ZM61 61V60H60ZM93 62V63H91V62ZM100 61L102 62V64L100 63ZM120 61L122 62V63H120ZM128 61V62H127ZM132 61V62H131ZM143 61H145V63H146V61H147V66H148V68H147V70L146 69H144V70H146V72H145V76L146 77H149V75H150V77H149V79L151 78V79H153L154 78V80L153 81H155V85H154V82L153 81H151V79L149 80L148 78H146L145 76H144V72H142L143 74H141V71L140 70H143V68H146V67H144V66H146V64L145 63H143ZM154 61V62H153ZM156 61H158L157 63H156ZM161 61V62H160ZM169 61V62H168ZM181 61V62H180ZM185 61V62H184ZM202 61H203V64H202ZM103 62H105V64H103ZM149 62V63H148ZM153 62V63H152ZM163 62H168L170 65L172 64V62L174 63V64H172V66H170L169 65V67L165 64V63H163ZM176 62L178 63V65H179V67L177 66V65H175L176 64ZM209 62V63H208ZM213 62L215 63V65L213 64ZM257 62H259V63H257ZM262 62V63H261ZM80 63H82V64H80ZM100 63V64H99ZM109 63V64H110ZM114 63H115V65H114ZM119 65H118V64ZM142 63H143V65H142ZM152 65H151V64ZM155 63V67H154V64ZM159 63L161 64V63H163V64H165L164 66H163V64H161L163 67H160L159 66ZM244 63V64H243ZM55 64V65H54ZM60 64V63H59ZM80 64V65H79ZM132 64V65H131ZM133 64H134V67H131V66H133ZM151 65V68L150 69H152V70H149V65ZM199 66H198V65ZM256 64V67L254 66ZM258 64V65H257ZM259 64H260V67H259ZM101 65H102V67H104V68H102L101 70H99L100 68H98V67H101ZM135 65H136V68H137V66L139 65V67H138V69L136 70L135 69ZM142 65V66H141ZM189 65H190V67H193V68H189ZM197 66V67H194V66ZM218 65V66H217ZM252 65V66H251ZM262 65H263V67H262ZM21 66V67H20ZM54 66V67H53ZM107 66V65H106ZM109 66V65H108ZM108 67V69H111V67ZM153 66V67H152ZM159 68H158V67ZM175 66V67H174ZM178 68H177V67ZM188 66V67H187ZM216 66V67H215ZM52 69H51V68ZM81 67V68H82ZM122 67V66H121ZM141 67H143V68H141ZM167 67L169 68V69H167ZM172 68V70H171V68ZM208 67H211V65H208ZM213 67H211V69L213 68ZM252 67H254V68H256V70L254 71V69L252 68ZM258 67H259V69H258ZM21 68V69H20ZM76 68L78 69V70H81V73H78L77 74V72H80V71H77L76 70ZM88 68H90V70L88 69ZM126 68H120V70H117V72L119 71V73H120V71L123 69V70H125ZM140 68V69H139ZM156 68H158L159 69V71L156 69ZM162 70H164V71H162ZM187 68H189V70L187 69ZM22 69H24V72L21 74V70ZM51 69V70H50ZM98 69V70H97ZM129 69H126V70H129ZM133 69H135V70H133ZM166 69H167V71H168V73L166 74ZM186 69V70H185ZM194 69V70H193ZM199 69L198 70H196L197 72V74L198 75H196V73H195V76L197 77H199V72H200V74L201 75H203L201 72L202 71H199ZM244 69V70H243ZM247 69V70H246ZM251 70V71H248V70ZM258 69V70H257ZM261 69V70H260ZM263 69V70H262ZM88 70V71H87ZM122 70V71H123ZM149 70V71H148ZM155 70H157V71H155ZM177 70V72H175V73H173L174 71H176ZM179 70V71H178ZM181 70V71H180ZM241 70L242 71H244V73H242L241 72ZM20 71V72H19ZM58 71V72H57ZM63 71V72H64ZM76 73V75L74 76V72ZM83 71V72H82ZM121 71V72H122ZM138 73H137V72ZM149 72V74H148V72ZM163 72V77H162V75H160L159 77H158V75L159 74H161L162 72ZM187 71V72H186ZM194 71V72H193ZM239 72L240 71V73H237V72ZM248 71V72H247ZM254 71V72H253ZM69 72V73H68ZM85 72V73H84ZM98 72V73H97ZM130 71H124L123 73H124V75H126L127 73H129ZM136 72V73H135ZM151 72V73H150ZM152 72H153V74H152ZM158 74H157V73ZM174 74V76L173 77H177L176 79H180V78H178L179 76H181V77H183L184 79H185V83L183 84V83H181V79H180V81H178L177 82V80L175 79V78H171V75H172V73ZM180 72V73H179ZM229 72V73H228ZM231 72V73H230ZM245 72H247L246 73V75H245ZM252 72H253V74L255 75V77H254V75L252 74ZM256 72H258V74H256ZM260 72V73H259ZM82 73H84V74H82ZM126 73V74H125ZM156 73V74H155ZM165 73V74H164ZM204 73V72H203ZM241 73H242V75H241ZM10 74H12L13 75V78L12 79H10ZM81 74V76L83 75V77L84 78H82L81 76L80 77H77L78 75H80ZM121 74V73H120ZM130 74V73H129ZM147 74V75H146ZM178 74H180L179 76H178ZM239 74V75H238ZM260 74H262V75H260ZM70 75V76H69ZM86 77H85V76ZM99 75V74H98ZM97 75V78H96V76L94 77V76H91L93 79H91V80H95V78H96V81L99 79V76ZM122 76H124L123 74H121ZM137 75V76H138ZM139 75V76H140ZM151 75H152V77H151ZM155 75H157L156 76V79H155V77H153V76H155ZM167 75V76H166ZM236 75H238V76H236ZM248 75V76H249ZM257 75V76H256ZM73 78H75L74 79V81H75V83H73L74 81H73V79H72V77ZM89 76V77H88ZM139 76L138 77H136L137 78V80H139ZM166 76V77H165ZM188 76V77H187ZM190 76V77H189ZM231 76V77H230ZM259 76V77H258ZM260 76H261V81L262 82H255V80L256 79H260ZM146 79H148L147 80V82H146V80H145V78ZM161 77V78H160ZM169 77H170V79H169ZM187 77V78H186ZM197 77V78H198ZM202 78L204 77V76H201ZM210 77V76H209ZM209 77H207V79L209 78ZM252 77H254L255 79H253ZM258 77V78H257ZM263 77V78H262ZM71 78V79H70ZM80 78V80H78ZM143 78H144V83H141L142 82V80H143ZM158 78H160V80L162 79V78H166L165 79V81H160ZM201 78V79H202ZM223 78V79H224ZM234 78V79H233ZM84 79V80H85ZM157 79H158V82H159V84H163V85H160V86H164L165 88L166 87H169V86H171L172 85V80L171 79H173L174 80V83L175 82H177L176 83V85H174V83H173V86H171V90H170V92L172 93L173 91H177L179 88L181 89V87H179V86H182L183 88H182V90H178L180 93L178 94V91L177 92H173L174 94H173V96H172V94L170 93V92H168L169 91V89H170V87H169V89L168 88H166V90H167V93H165L164 95H167L168 93H170V95L168 96V98H166L164 95L162 96V94H163V92H165V90H164V87H163V90L162 89H159L160 87H158L159 85H157L158 84V82H157ZM169 79V80H168ZM198 79H200V77L198 78ZM77 80V81H76ZM171 80V81H170ZM176 80V81H175ZM183 80V79H182ZM187 80H188V82H187ZM209 80H211V82L213 81L212 80V77L209 79ZM208 80V81H209ZM226 80V79H225ZM227 80V81H228ZM246 80V81H245ZM254 80V81H253ZM58 81V82H57ZM79 81H81V82H79ZM83 81V82H82ZM151 81V82H150ZM249 81V82H248ZM255 82L256 84H258V85H256V84H253V83H251V82ZM55 82V81H54ZM95 82V81H94ZM93 82V83H94ZM161 82V83H160ZM166 82H168V85H166ZM171 82V83H170ZM183 82V81H182ZM247 82V83H246ZM90 83V82H89ZM92 83V82H91ZM90 83V84H91ZM151 83V84H152ZM178 83H181V84H179V86H178ZM249 83V84H248ZM251 83V84H250ZM261 83V84H260ZM87 84H88V82H87ZM169 84H171V85H169ZM186 84H188V85H186ZM245 84V85H244ZM246 84L249 86V85H251V86H257L261 91H263L262 93H261V91L257 88V87H251V86H249L248 88H246L247 86H246ZM80 84H78V86H80L81 88H83L84 86H81ZM145 85V86H144ZM146 85H147V87H146ZM184 85H186L185 87H184ZM260 85V86H259ZM90 86L89 84L88 85H86V89L88 88V87ZM139 86V84L136 86V88H135V90L137 89V91H138V88L140 87H138ZM174 86H178L177 88L176 87H174ZM161 87V88H162ZM174 87V88H173ZM262 87H264V86H262ZM185 88V91H183V89ZM231 88H233L232 90H231ZM246 88V89H245ZM251 88V89H250ZM85 89V88H84ZM83 89V90H84ZM174 89H176V90H174ZM126 90V89H125ZM130 91V89L128 88L127 89V91ZM145 92H146V90L145 89H143ZM161 90L163 91V92H161ZM173 90V91H172ZM194 90V89H193ZM220 90V89H219ZM230 90L231 91H233L232 93H233V95H235L234 94V92H236V97H237V101H238V103H237V101H236V97L235 96H231V92H230ZM243 90H245L246 91V93H250V94H246V96H244V95H241V94H244L245 92L243 91ZM259 90V91H258ZM158 91H160L159 93H158ZM221 91V90H220ZM227 93H226V92ZM239 91V92H238ZM240 91H241V93H240ZM86 92V91H85ZM132 92V93H131ZM131 92H129L130 93V96L133 94L134 95V89H132L131 90ZM156 92V94L151 98L150 97V95L152 96L154 93ZM183 92V93H182ZM184 92L186 93L185 94V96H184ZM258 92V93H257ZM260 92V93H259ZM125 93H127L128 94V92H126L125 91ZM143 93V94H142ZM149 93V97L148 96H146L147 94ZM153 93V94H152ZM176 93V94H175ZM192 93H194V97L193 98H196L197 97V99H196V102H193L192 100H194L195 101V99H192L191 98V94ZM215 93H216V95L219 93V91L218 90H216L215 91ZM229 93V94H228ZM239 93V94H238ZM257 93V94H256ZM106 93H103L102 95H105ZM179 96H178V95ZM180 94H183V96H182V98L184 97L185 99H186V97H187V99H188V101L186 102L185 101V99L183 98V100H184V102H183V100H181V95ZM220 94V93H219ZM251 94H253V96L251 95ZM158 95H159V97H158ZM162 96V100H163V98L165 99L164 101H162L160 98H161V96ZM174 95H176L177 96V98H178V102H179V104H181V101L185 104L184 106L182 105H180V106H176V96L174 97ZM190 95V96H189ZM238 95V96H237ZM127 96H129V94L127 95ZM170 96H172L171 98H173V99H170ZM192 96H193V94H192ZM225 96V95H224ZM93 98H91V97H87V99L89 98V100H91V99H93L94 101V105H92V100H91V106L94 108V110H92V108H90L91 109V111H94L95 112V110H96V107H97V110H98V101L97 100H95V98L97 99V97H95V96H92ZM147 97H148V99H147ZM156 98V100L159 102V100H161L160 102H159V104H158V102L157 101H153L155 98ZM190 97V98H189ZM206 97V98H205ZM212 99H211V98ZM221 97V96H220ZM238 97H239V99H238ZM242 97V98H241ZM149 98H150V103H149ZM180 98V99H179ZM207 98H209V99H211V101L209 102L208 100H207ZM244 98V99H245ZM253 98V99H254ZM145 99H147L148 101H146V102H143V101H145ZM166 99H168L167 101L168 102H166ZM175 99V100H174ZM190 99H192V100H190ZM204 99V100H203ZM206 99V100H205ZM221 99V98H220ZM241 99V100H240ZM173 100V102L172 103H169V102H171ZM236 101V103L237 104H235V101ZM97 101V102H96ZM153 101V102H152ZM192 101L193 103H191V105H189V103ZM197 101H198V103H197ZM202 102L204 105H199V102ZM205 101L207 102V104H205ZM95 102H96V107H94L95 106ZM164 102V103H163ZM227 102V103H226ZM144 103H146V104H148V105H146L147 106V108H148V110L146 109V107L144 106ZM153 104V106H154V104H155V109H153L154 107L152 106V105H150V104ZM163 105H162V104ZM168 103L169 104H172V106L173 105H175L176 107H174L173 106V108H172V110H174V108H175V110H174V112L173 111H171V110H166L165 108H167V106H168ZM175 103V104H174ZM188 103V104H187ZM195 103H196V105H195ZM224 103V104H223ZM137 104H138V106H137ZM164 104H166V105H164ZM179 104H177V105H179ZM197 104H198V107L199 106H201L200 108H201V110H203L204 108H202L203 106H207V105H209V107H208V109L206 110H203V112L201 111V114H200V112H197V110H199V109H197L196 107H197ZM226 104V105H225ZM233 104H235V105H233ZM160 108V105L161 106H165V107H163L162 108V113L161 112H159V113H157L158 111H160V109H158V107ZM187 105V106H186ZM196 106V107H194V108H196V109H194L193 108V106ZM223 105H225V106H223ZM228 105H229V108L231 107H233L232 109H227L228 108ZM232 105V106H231ZM132 106V107H133ZM190 106H191V108H190ZM205 106V107H206ZM223 106V107H222ZM104 107H106V106H104ZM104 107H100L99 108V112L101 113L102 111L101 110H103L104 109ZM138 107V108H137ZM180 109H179V108ZM183 107H184V110L186 111V113L188 112V111H190V112H188L187 114L185 113V111L183 110ZM186 107L187 108H190V110L188 109V111L186 110ZM206 107V108H207ZM237 107L238 106H236V109H237ZM101 108H103V109H101ZM107 108V107H106ZM109 108V107H108ZM179 109V111L180 110H182V111H180V116H179V119L180 120H182V121H180V124H179V121H177L176 119H178V116L177 115H175V114H173V113H175V112H177V110ZM182 108V109H181ZM18 109H19V121H18V124H17V128H16V130H15V132H13V133H11V134H9V135H7V136H5V137H3V138H1V146L3 147V148H1L0 149V151H1V153H2V151H5V152H3L4 154V157L6 158L7 156H9V157H7V158H9V159H12L11 161H14V158H16L17 160H18V165H17V167L16 168H19V171H20V169H22V166H24V168H23V170H25L24 171V176H23V174L20 176V173H16V171L15 170H13V169H11L10 170V172L9 173H7V171H5L6 173L4 174V177L2 176L1 178H0V185H1V193H2V191H3V193L4 194H7V196L6 195H4V196H6V198H8V195L10 194V195H12V197H13V201H12V203L14 204V205H16V207L18 208V209H14V210H18V212L17 211H15V213H17V215H15V220L17 219H20V220H18V222L20 223V225H21V221H22V219H21V215L20 214H23V212L21 213V211H24V210H26L27 211V213H25L26 214V219L24 220L25 222V224H24V226L26 227V225H32L31 226V228H32V230L35 228H38L39 227V225H35V223H38V221H39V224L40 225H42V226H40V229H38V232L41 230V228H43L44 227V225H43V223L41 222V221H45L47 218V220H49L50 218V220H51V222L50 223H52V221H57V216L62 212V216L61 215H59V216H61V217H59V218H64V220H65V217L67 218V221L65 220V222H67V223H70L71 224V221H73V223L74 222H76L75 220H78V219H81V217L87 212V211H90L91 210V206L90 205H88L85 201H84V199L85 198H83V197H81V196H79V197H81V198H76L75 196V194H74V192H75V188L74 187H72V188H74V189H72L71 187H70V191H73V193L72 194H74V195H72V194H69L70 193V191H68L69 189H68V187H69V185L71 184V186L73 185L74 186V181L76 182V179H78L77 180V182L79 181V184L81 185V182H82V185H84V184H87V183H89V181H92L93 180V173L95 174V172H97L98 173V171L97 170H99V169H97V168H95V169H92L93 167H90V166H92V162L91 161H88V162H90V166H89V164H88V162L86 163V161L87 160H81V159H83L84 158V156L85 155H87V153L86 152H88L89 153V149H88V147H90V153L92 152H94V153H96V150L98 151V152H100V148L101 147H99L98 145H100V144H102V141H103V144H106V143H108V144H106V145H103V146H106V148L107 147H110V146H112L113 145V143L114 144H119L120 143V139H121V136H120V138H118L117 136V138L114 136V134L112 135V134H110V132H109V130L107 129V127H106V125H104V123H103V125H104V128L102 127V125L100 126L99 124H101L103 121H101L102 119L101 118H104L105 116H107L106 114H108L107 113V111H108V109L105 111V110H103V112L101 113V115H100V113L98 112V114H99V116H96V118L95 119H92V121H91V119L90 118H88V117H85L84 115L83 116H78L79 118H77V119H84V120H82V122H81V120H77V123H78V125H76L77 123H76V120L74 119V116L72 115V113L74 114V112L72 111L71 113H70V110H68L69 112H67V110H64V113H63V109L60 111V108L59 109H56L57 111L59 110L60 111V113H62V115L64 114V116H62L61 114H60V116L58 115L59 114V111H58V113L56 112V110H54L53 112L52 111H50L51 113H49V112H44V111H42V112H38V113H35V114H30L31 115V119L29 118L30 117V115H29V113H28V111H26L25 109H23L21 106H19L18 107ZM89 109V110H90ZM152 109V110H151ZM157 109V110H156ZM166 110V111H168V112H166V111H164V110ZM211 111H210V110ZM96 110V111H97ZM130 110L131 111H133V113L131 112V115H130ZM156 112V113H154V111ZM196 110V112H194ZM106 112V114H103V113H105ZM169 111H170V114H172L173 116L175 115L176 116V118H175V116L173 117L172 115H170V114H168L169 113ZM178 111V112H179ZM193 111V112H192ZM204 111L206 112V114H207V112L208 111H210L207 115H208V117H206L207 115L204 113ZM224 111L222 112L223 113V117H225V114H224ZM227 111V112H226ZM237 110H233V112H236ZM56 112V114L58 115H55V117H54V113ZM147 112H153L152 113V116H156V118L155 117H153L152 118V116H151V113H150V115H149V113H147ZM164 112V113H163ZM168 114V118H167V115H166V113ZM172 112V113H171ZM182 112V113H181ZM67 113V115H65ZM183 113H185L186 115H185V117H186V119H188V118H190V117H192L193 115H195V116H193L192 117V119L190 118V120H192L193 122L194 121H196V123H198L197 121H199L200 120V122L202 123V120H203V122H204V120L206 121V123H203L204 125H200V127L201 128H199L198 126H199V124L200 123H198V125L194 122V124L192 123V121H191V123H190V120L188 119V121L189 122H187V120H184L185 119V117H184V115H183ZM189 113H191L190 114V116H189ZM193 113H195V114H193ZM203 113V114H202ZM211 113V114H210ZM221 113V114H222ZM49 114V115H48ZM155 114V115H154ZM156 114H159L160 116H159V119L157 118L158 117V115H156ZM162 114H163V116H162ZM176 114H178V113H176ZM198 114H200L201 116H203V115H205L204 117H206L207 118V120H206V118H204V119H202V117H199L200 119L199 120H197L198 119ZM210 114V115H209ZM230 114V115H231ZM104 117H103V116ZM128 115H129V117H128ZM147 116L148 115V117L149 116H151V119H148L149 121H151V123L152 124H150L149 122H148V120H147V118H143V116ZM198 115V116H197ZM212 115V116H211ZM39 116H42L43 118L46 116V121H48L49 123H47L48 125H50V123H52L53 125H52V128H54V130H52L51 132L52 133H54L53 131H56L55 132V134H53V136L51 135V137H53L52 138V140H53V146H52V148H53V150L54 151H50V147L51 146H49L50 145V143H49V141H45V142H48L49 144H48V147H47V143H44L43 145H46V146H44V147H46V148H44L43 146H41V147H43V148H41V149H43V150H41L40 151V155L38 154L37 156L38 157H34L33 158V156H34V153H32L31 152V148L34 146H32V145H30L29 143H31V141H32V143L31 144H34L33 142L35 141L34 140V138H32L31 137V139H30V141L28 142V144H29V147L27 148V146L26 145H28V144H26L25 143V148H27L28 150V153L27 152H24L23 150L21 151V153L19 154L18 153V151H19V147L25 142V140H26V138H25V136H24V132H28V133H30L31 134V132H32V125H33V123L35 122V120L36 119H38L39 118ZM51 116V117H50ZM100 116H102L101 118H100ZM131 116V117H132ZM145 116V117H146ZM173 117V118H170V117ZM187 116H189V117H187ZM217 116H218V118H217ZM48 117H50V120L51 119H53L54 121H55V119H56V117H57V119H59L57 122H58V124L59 123H61L62 122V126L63 127H60V129H59V125L61 126V124H57V126L56 125H54L55 123H57L56 121L54 122L53 120L52 121H50V120H48ZM61 117H63V118H61ZM70 117H73V119L75 120V122L73 121V119L71 118L70 119ZM83 117V118H82ZM97 117H99V119L100 120H96V119H98ZM143 118L141 121H140V119L141 118ZM194 117H197V119L195 120L194 119ZM211 117H212V119H211ZM150 118V117H149ZM156 120H155V119ZM170 118V119H169ZM175 118V119H174ZM87 119V120H86ZM145 119H146V121L148 122H145ZM153 119H154V121H153ZM168 119V121H166ZM172 119V120H171ZM178 119V120H179ZM194 119V120H193ZM70 120H72V121H70ZM89 120L91 121V124H90V122H89ZM93 120H96V121H99V124H97V122L95 123V121H93ZM211 120V121H210ZM215 120H217L216 122H215ZM220 120V119H219ZM61 121V122H60ZM79 121L81 122V123H83V125H82V127L80 126L81 124H79ZM86 121V122H89V123H87V125H85L86 124V122L84 123V122ZM145 122V123H140V122ZM153 121V122H152ZM184 121H186L187 122V124H192V126L189 124V125H186V122H184ZM209 121H210V124L207 126V127H205V124H207V123H209ZM213 121L215 122V123H213ZM93 122L95 123V125L93 124ZM130 124H129V123ZM166 122V123H165ZM182 122V123H181ZM71 123H72V125L73 126H80L81 128H84V131L86 130V131H89V133H88V135L90 136L91 134L93 135V138H92V136H90L92 139H90V137L88 138V135H84V131H83V129H81V130H79V131H77L78 130V128H76L75 129V127H74V129H72L71 127H73L72 125H71ZM128 124V127H125V125L127 126V124ZM153 123H156V124H154L153 125ZM165 123V124H164ZM173 123V124H172ZM175 123H176V125H175ZM178 123V124H177ZM183 123H185V124H183ZM213 123V124H212ZM75 124V125H74ZM92 124L94 125L93 127H91L92 126ZM125 124V125H124ZM140 124V125H139ZM143 124H145L144 126H143ZM150 124V125H149ZM164 124V125H163ZM166 124V125H167ZM182 124L183 125H185L184 127L182 126ZM195 124L197 125V127L195 126ZM211 124H212V126H211ZM85 125V126H84ZM88 125H91V126H88ZM124 125V126H123ZM136 125H137V123H136ZM160 125H163V127L162 126H160ZM172 125H173V127H172ZM181 126V130L182 131H180V128L178 127L177 129H176V127L177 126ZM55 126L57 127L56 129H55ZM84 126V127H83ZM89 127V129H90V127L92 128L91 130H87L88 129V127ZM96 126H97V128L98 129H96V131H97V135H96V131H94L93 129H95L96 128ZM148 126H149V128H148ZM191 128V130L192 131H189V127ZM204 126V127H203ZM251 126V121L250 120H247V119H245V120H243L242 122H241V124L239 125V127H237L236 129H234V130H230L229 131V133H226V135L228 134V136H229V139H228V142L227 143H225V146H223V147H225V148H222V152H221V154L224 152V156L223 155H221L220 154V156H222V158L220 159V157H219V163H218V165L217 166H215V167H213V169H212V172H211V176H210V184H209V188H207L208 190H207V192H206V194H204L203 195V197H202V199H201V211H200V213H201V217H202V220H203V223H202V225L201 226H199V228H198V230L196 231V233L194 234V243L196 244L197 243V245L196 246H198V250H197V253H196V257H197V259L198 260H195V261H199L198 262V264H207V263H209V264H214V261L219 257V256H222V260H225V261H223L222 263L223 264H230L231 262H229V256L230 255H232L235 251H236V239L234 238V236H233V234L231 233V231H230V229H229V227H228V224H227V222H223L222 220H220V219H218V211H219V209H220V207H221V205L220 204H218L217 202H216V198L218 197V193H219V191H220V189L222 188L221 186H223V184H224V182L226 183L227 181H229V179L230 178H232V176H233V174L232 173H234L235 172V170H236V172L238 173V172H241V170L242 169H238V170H240V171H237V168H238V166H240V165H242L243 163V166H245L246 164H245V159H244V157H245V155L242 153V151H240V148H239V143H240V140L243 138V136H244V133H245V131L249 128ZM47 127H49V129H50V127L51 126H47ZM79 127V128H80ZM85 127H87V129L85 128ZM100 127H102L103 128V130L102 129H100ZM120 127V128H119ZM135 129V127H140V129L138 128H136L134 131H133V128ZM144 127V129L143 130H147L146 131V133H145V131L143 132V134L140 132V130L142 129V128ZM157 127H159V128H157ZM183 127V128H182ZM187 127V128H186ZM212 127V128H211ZM106 128V129H105ZM147 128V129H146ZM151 128V130H152V132H151V130H150V132L148 133V131H149V129ZM186 128V129H185ZM193 128V129H192ZM195 128H197V129H195ZM199 128V129H198ZM202 128H204L203 130L205 131L204 133H202L203 132V130H201ZM59 129V130H58ZM122 129V130H121ZM126 129H124V130H126ZM131 129V130H130ZM167 129H169L168 130V135H170L169 134V131H171L170 133L172 134V135H170V138H172L171 136H173V139L175 138V139H177V140H179V138L181 139V136H182V139L184 138L183 136L185 135V141H188L187 143L184 141V143L182 144V145H185V148L183 147V146H181L182 148H180V149H176L179 153H176L177 151L175 150V148H172V147H174V146H176L177 147V145H179V144H176V143H174V144H176V145H174V144H171L172 142V140H170V142H169V140H167V139H170L169 138V136L167 135ZM171 129V130H170ZM173 129H174V131L175 130H177L176 132H177V134H175L176 132H174L173 131ZM196 131H195V130ZM58 130V131H57ZM75 130V131H74ZM101 130H102V132H101ZM106 130V131H105ZM120 130V131H119ZM123 130V131H124ZM138 130H139V132H140V134H138L139 132H138ZM158 130V131H157ZM183 130H187L186 132L190 135V133H191V135H190V137H188L187 136V138H186V133L183 131ZM199 130H200V132L202 133V134H200L199 133ZM77 131V132H76ZM83 131V132H82ZM90 131L92 132L91 134H90ZM99 131V132H98ZM133 131V132H132ZM179 131V132H178ZM193 131H195V132H193ZM227 131V130H226ZM95 132V133H94ZM101 132V133H100ZM105 132V133H104ZM137 132V133H136ZM164 132L166 133V134H164ZM183 132V133H182ZM190 132V133H189ZM195 134V136H194V134ZM51 133V134H52ZM74 133V134H73ZM98 133H99V137H97L98 138V140H100L101 141V143H100V141H98L96 138H94V136L96 137V136H98ZM104 134L103 136H101V134ZM107 133H109L108 135L110 136V138L111 137H113V138H109V136L107 135ZM154 133V134H153ZM161 133H163L164 135V139H163V136H162V134ZM181 133V134H180ZM198 133V134H197ZM138 134V135H137ZM145 134V135H144ZM149 134H151V135H149ZM153 134V135H152ZM160 134H161V136H162V138H161V136H160ZM175 134V135H174ZM197 134V135H196ZM74 135H76V136H74ZM83 135V138L81 137ZM105 135H107V138H105L106 136ZM147 135V136H146ZM177 135V136H176ZM181 135V136H180ZM144 136V137H143ZM159 136H160V138H161V140L163 139V144H164V142H169L168 144L169 145H174V146H172L171 147V149L169 150V149H167L166 148V146H165V144L163 145V144H160V145H158V144H156L157 143V139H156V137H158L159 138ZM166 136V137H165ZM168 136V137H167ZM175 136V137H174ZM179 136V137H178ZM77 137H80V142L82 141V143H84L83 145H79L80 144V142L77 140H75L74 138H77ZM135 137V138H134ZM88 138V139H87ZM116 138V139H115ZM139 138H140V140H139ZM167 138V139H166ZM192 138H194L195 140H193ZM78 139V138H77ZM85 139H87L88 140V142H86L87 140H85ZM93 139H96V140H93ZM102 139V140H101ZM105 139H107V140H105ZM108 139H110V141L111 142H113V143H111L110 142V144H109V140ZM144 139H145V142H144ZM150 139V140H149ZM156 139V140H155ZM166 139V140H165ZM183 139V140H184ZM187 139V140H186ZM191 139V140H190ZM204 139V138H203ZM51 140V139H50ZM68 140H70V141H68ZM73 140V141H72ZM75 140V141H74ZM83 140H84V142H83ZM104 140H105V142H104ZM121 140H123V137H122V139ZM165 140V141H164ZM189 140L191 141V143H189ZM193 140V141H192ZM201 140V141H200ZM67 141H68V143H71V141H72V144L74 143V144H76V143H78L79 142V144H76V145H71V147L73 148V146L75 147V146H77L78 145V147H84V150H86V152H84V150H82L81 148H79V149H81L80 151L78 150H76V149H78V148H76L74 151L80 156V154H81V157H79L78 155H73V157L75 158V161L74 162H72L71 161V165L73 164H78L77 165V170L79 171H77L76 170V172L77 173H74V175H73V177H75L74 179V181L72 182L71 180H73V177L71 176L70 177V179L71 180H69L68 178H69V176H66V172L67 171H69V169L70 168H72L73 167V165L72 166H70V165H68V166H70L69 168L67 167V164H68V162L70 163V160H72L73 159V157L71 156V154H69V153H72L73 154V152L71 151V150H73V149H69V147L70 146H66L67 145ZM90 141V142H89ZM93 141H96L97 143H98V145L96 144V142L94 143ZM117 141H119V142H117ZM143 141V142H142ZM147 141V142H148ZM155 141V142H154ZM195 141L197 142V141H199L200 142V144L199 145H197L196 143H195ZM44 142V141H43ZM122 142V141H121ZM194 142V143H193ZM36 143V142H35ZM86 143V144H85ZM87 143L90 145H88V146H84V145H87ZM195 145L194 147H193V144ZM95 144V145H97V146H93V145ZM191 144H192V146H191ZM69 145V144H68ZM190 145V146H189ZM101 146V145H100ZM198 146H201L200 148L198 147ZM65 147H68L67 149L65 148ZM99 147V148H98ZM189 147V148H188ZM52 148H51V150H52ZM92 148V149H91ZM95 148V149H94ZM196 148H198V149H200V151H198ZM4 149V150H3ZM45 149V150H44ZM102 149H104V147H102L101 148V150ZM189 150V152H188V150ZM195 151L196 150V152H197V154H196V152H194L193 150ZM47 150H49V151H47ZM66 150H68V151H66ZM153 150V151H154ZM175 151V153H174V151ZM191 150V151H190ZM225 150V151H224ZM44 151V152H43ZM69 152V151H71V152H69V153H66V152ZM81 151H83L82 153H86L85 155H82V153H81ZM161 151V152H160ZM173 153H172V152ZM193 151V152H192ZM9 153V155H6V153ZM29 152L30 153H32L33 155H30L29 154ZM49 152H53V153H56V157H58L57 159L55 158V160H53L54 161V163H53V161H52V163L54 164V166H53V170H50V168L52 169V167H50V166H52L53 164L51 163V165L50 166H47L46 165V167H47V169H49V170H47V169H44V162H43V159H45L44 157H46V155L49 153ZM66 153V155L64 156V153ZM78 152H80V153H78ZM44 153V154H43ZM155 153H156V151H155ZM171 153V154H170ZM194 155V153L196 154L195 156L196 157H194L192 154ZM52 154V153H51ZM51 154H48V156H51V157H53ZM67 154H69V155H67ZM75 154V153H74ZM36 155V154H35ZM54 155V154H53ZM192 155V156H191ZM11 156H12V158H11ZM78 156V157H77ZM82 156H83V158H82ZM249 156V155H248ZM71 157H72V159H71ZM190 157H194L193 158V160H192V158H190ZM81 158V159H80ZM174 158V159H173ZM196 158V159H195ZM34 159V160H33ZM54 159V158H53ZM70 159V160H69ZM78 159H80L79 161L81 162V164H80V162L79 163H77L76 161L78 160ZM168 159V160H167ZM185 159V160H184ZM74 160V159H73ZM100 160L101 159H98V160H96L97 162L99 161L100 162ZM182 160V161H181ZM245 161V162H241V161ZM68 161V162H67ZM145 161L146 160H144L143 162L145 163ZM177 161V162H178ZM191 161V162H190ZM67 162V163H66ZM83 162H85L84 163V165L86 166V168H84L85 166L83 165ZM98 162V163H99ZM142 162V163H143ZM187 162H188V164L190 163V165H188L187 164ZM242 164H241V163ZM182 163H184L183 164V168L181 167L180 169L181 170H187V171H183V172H181V170L179 169V168H177V167H180V165L182 164ZM13 164H14V162H13ZM44 164V165H43ZM165 164V163H164ZM192 164V165H191ZM240 164V165H239ZM66 165V166H65ZM76 165H74V167L76 168ZM79 165H83V166H79ZM99 165V164H98ZM97 165V166H98ZM169 165V166H168ZM187 165V168L185 167V166ZM20 166V167H19ZM102 166V165H101ZM101 166H98V168H100ZM176 167V169L174 168V167ZM182 166V165H181ZM190 166V167H189ZM28 168V171H26L27 169H25V168ZM64 167H67L68 169H64ZM82 167V168H81ZM172 167V168H171ZM190 169H189V168ZM84 168V169H83ZM88 168L91 170V171H95V172H89L90 170H88ZM242 168V167H241ZM79 169H83V172L86 174L85 175V177H84V173L83 172H81L82 173V175H83V177H84V179L85 180H87L88 179V176L89 175H87V173L88 174H90L91 176H89L90 178H92V179H88V181H85L84 180V184H83V180L82 179H79L82 175L80 174V171H82V170H79ZM171 169V170H170ZM172 169H174V170H172ZM189 169V170H188ZM46 170L49 172V174L46 172ZM63 170L65 171V174H64V172H63ZM71 170V169H70ZM85 170V171H84ZM88 170V171H87ZM177 170H179L178 171V173H177ZM52 172V174H50L51 172ZM87 171V172H86ZM169 171H174V176L171 174V172L169 173ZM21 172H22V170H21ZM175 172H176V175H175ZM235 172V173H236ZM60 173L62 174V175H60ZM97 173L95 174V175H97ZM25 174H27V175H25ZM47 174H48V176H51L50 178L47 176ZM64 174V175H63ZM78 175V176H76V175ZM81 176H80V175ZM166 174V175H167ZM177 174H178V176H177ZM194 174V173H193ZM94 175V176H95ZM188 176H186V177H188V178H191L190 180H192L193 178H192V176L194 177L195 175H192V174H190V176H189V173L187 174ZM232 175V176H231ZM63 176H65V177H68L67 179H68V181H71V183L70 182H67L66 183V178H65V180H63L62 179V177ZM80 176V177H79ZM87 176V177H86ZM124 176V178H125V175H123ZM123 176H121V177H123ZM172 176L174 177V178H172ZM79 177V178H78ZM120 177V176H119ZM119 177H115V179L117 178H119ZM3 178V179H2ZM56 178H58V179H56ZM60 178H61V180L62 181H64V182H62L61 180H60ZM82 178V177H81ZM95 178V177H94ZM51 179V180H50ZM121 179V178H120ZM177 179V178H176ZM197 179H198V176H197V178H196V181H197ZM228 179V180H227ZM60 180V185L61 186H58L59 184V182L58 181ZM167 180V179H166ZM168 180H167V182H168ZM53 181V182H52ZM81 181V182H80ZM196 181H194L193 180V184L195 185H193L194 187H191V193L193 194L194 193V195H192L191 194V196L189 197V198H191V199H189V201H190V203H191V205L192 204H194V203H196L197 201V199H198V201H199V199H200V192H199V189H198V185H196V184H198V181L196 182ZM54 182H55V184H54ZM56 182H57V184H56ZM76 182V183H77ZM87 182V183H86ZM195 182H196V184H195ZM52 185H51V184ZM64 183V184H63ZM69 183V185H67ZM75 183V186L77 185V187H78V185L79 184H76ZM223 183V184H222ZM57 185V186H56ZM63 185H66V186H68V187H65L64 189H63V192H64V190H67L68 192H65V194L66 193H68V194H64L63 193V195H65V196H60L59 197V195H61L62 194V192L60 191V190H62V186ZM79 185V186H80ZM51 186V187H50ZM77 187H76V189H77ZM58 188V190L60 191V193L58 194V193H55V194H57L58 195V198H57V195H55L56 196V198H55V196H54V198L57 200V203H58V205H59V203H63V204H61L62 205V209L61 208H59V206H61V205H59V206H57L56 208L58 209H56V208H54V204L56 203V201H55V203H53V205H51L50 206V208H49V213L52 211V209H53V214L52 215H48L47 213H48V211L46 212V211H44L42 214L43 215H41L40 213L42 212V210L41 209H39L40 208V206L42 205V204H44V202H43V200L44 201H46L47 199L46 198H49V197H53V195H54V192H56V189ZM61 188V189H60ZM192 188H193V190H192ZM3 189V190H2ZM51 189H52V191L54 190V192H52L51 191ZM52 192V193H50V191ZM57 190V192H59ZM198 190V191H197ZM30 191V192H29ZM47 191H49V194L51 195V196H48L47 195ZM192 191H194V192H192ZM30 195H29V194ZM53 194V195H52ZM196 194V195H195ZM45 195H47V196H45ZM67 195H70V196H68V198L69 199H67V201L70 203V205H72V203H74L73 202V200L76 198V199H78V200H80V204H82L83 203V205H81V207L82 206H84V203H86L85 204V206H84V211L82 210L79 214H80V218H78V216H77V214L76 213H73L72 211L76 208V205H78L77 206V211L78 210H81V209H79V207H80V204H76L75 206H74V204L71 206V207H75V208H73V209H71V210H69V212H68V206H67V201H63V199L66 197L67 198ZM199 195V197L197 198V196ZM0 196H1V194H0ZM72 196H74L73 197V199H71L70 200V198H72ZM196 197V198H194V197ZM11 197V198H12ZM44 197H46L45 199H44ZM193 197V198H192ZM1 198V197H0ZM3 198H5V197H3ZM3 198H1V202H6L5 201V199H3ZM61 198H63V199H61ZM65 198V199H66ZM263 198V197H262ZM259 199V201H260V203H261V205H262V207H264V204H262V203H264V202H262L264 199ZM84 201V202H82L81 203V201L82 200ZM192 199L194 200V199H196L194 202L192 201ZM9 198H8V202H6L5 204H7L8 203V205L10 206V205H13V204H9ZM61 202H60V201ZM59 201V202H58ZM192 201V202H191ZM258 201V200H257ZM256 201V202H257ZM258 201V202H259ZM43 202V203H42ZM76 202H78V201H76ZM255 202V203H256ZM257 202V203H258ZM56 203V204H57ZM66 203V204H65ZM68 203V204H69ZM189 203V202H188ZM255 203H253V204H255ZM256 203V204H257ZM260 203L259 204H255V206H253V208H255L256 206L258 207H256L257 208V211H258V209H261L262 207H261V205H260ZM8 205H7V207H8ZM66 207V208H63L64 206ZM70 205H69V207H70ZM86 205H88V206H86ZM188 205V207H189V204H187ZM258 205H260V208H259V206ZM53 206V207H52ZM6 207V206H5ZM11 207V206H10ZM52 207V208H51ZM87 208V211H86V208ZM187 207V208H188ZM41 208H42V206H41ZM83 208V207H82ZM191 208V207H190ZM189 208V209H190ZM255 208V209H256ZM6 209H8V208H6ZM6 209L5 210H3V211H5L6 212ZM19 209L21 210L20 211V213H19ZM30 209V210H29ZM32 209V210H31ZM54 209H56V210H54ZM90 209V210H89ZM13 210V207H12V209L10 208L9 209V211H12ZM29 210V211H28ZM33 210H36V212L38 211V210H40V211H38L39 212V215H37V213L35 212V211H33ZM61 210V211H60ZM64 210H66L65 211V214L66 213H69L70 215H72V217L74 218V216H75V214H76V216L77 217H75V219H73L72 220V217L70 216H68V214H66V216L65 215H63L64 213H63V211ZM263 209H261V211H262ZM3 211H1V213H0V215L2 216V215H4V212ZM32 211L35 213V214H33L32 213ZM55 211H59V213H57V215H55L54 216V213L56 214V212ZM86 211V212H85ZM260 211V210H259ZM258 211V212H259ZM261 211L259 212L261 215L263 214V213H261ZM32 215H34V217H33V220H34V224H32L33 223V221H32V216H31V214ZM262 212H264V211H262ZM3 213V214H2ZM13 213V212H12ZM11 213V215L13 216L14 215V213L12 214ZM19 213V214H18ZM30 214V216H31V220H29V217L30 216H28L29 214ZM74 215H73V214ZM81 213H82V215H81ZM10 215V216H11ZM18 215H19V218H18ZM24 215V214H23ZM23 215H22V217H23ZM50 217H48V216ZM1 216H0V219H2L3 218V216H2V218H1ZM17 216V217H16ZM42 216L43 217H45L44 219L42 218ZM52 216H53V218H52ZM63 216H65V217H63ZM36 217H37V220L38 221H36ZM55 217V218H54ZM83 217H85V216H83ZM82 217V218H83ZM7 218V217H6ZM12 218V217H11ZM10 218V219H11ZM28 218V219H27ZM38 218H40V219H38ZM57 218V219H56ZM71 218V219H70ZM77 218V219H76ZM5 219V218H4ZM8 219H9V217H8ZM7 219V220H8ZM9 219V220H10ZM43 219V220H42ZM54 219V220H53ZM17 220H16V223H17ZM28 222H27V221ZM71 220V221H70ZM14 220H13V218H12V222H13ZM32 221V222H31ZM26 222L28 223V224H26ZM54 223V222H53ZM66 223V224H67ZM71 224V227H69L68 226V224L66 225V228L68 227V228H75V223L74 224ZM69 224V225H70ZM17 225H19V224H17ZM33 225H34V228H33ZM36 226V227H35ZM27 228V227H26ZM68 228L67 229H65V231H69L68 230ZM35 229L33 230V231H35ZM31 230V229H30ZM37 232V231H36ZM37 232V238H39L38 239V242L39 241H41V239H40V237H39V233ZM86 235H87V232H86ZM87 238H85V242H84V244H83V247L85 248H88V250H89V245H87V243H88V240L90 239V237H91V235L90 236H86ZM88 237H89V239H88ZM36 238V239H37ZM7 239V240H6ZM6 239H4V241L6 240L9 244L12 242L11 241V239L9 240V238H7L6 237ZM34 240V241H36V243H37V240ZM87 239V240H86ZM9 240V241H8ZM2 243L0 244L1 246L0 247H2V248H0V259L2 258L3 259V255H1V254H3L2 252H3V247L5 248V242H3V239L2 240H0ZM7 242H6V247H14V244H13V246H12V243L9 245V246H7L8 244H7ZM33 242V241H32ZM42 242V241H41ZM3 243H4V246H2L3 245ZM28 243V242H27ZM33 243H35V242H33ZM33 243H31L30 242V244L28 243V245H26V247H28V248H25V245L23 246L24 248H25V251H23V253H26L27 252V249H29V247H30V245H31V249L32 248H34L33 250H31V254L32 255H34L33 257H35V254H37V256L39 255V251H40V249H42V248H44V246H45V244L44 243H41L40 244V242L39 243H37L39 246H41L40 248H39V251H38V249H37V247H38V245H37V247H33ZM86 243V244H85ZM44 244V245H43ZM46 247L47 246H45V249H46ZM82 247V248H83ZM125 248V247H127V246H124V244H123V246H122V248ZM195 247V246H194ZM194 247H193V249H194ZM23 248V249H24ZM48 249H46V250H49V246L47 247ZM123 248V249H124ZM260 248V250L258 251V257L260 258V259H263L264 260V244L262 245V247H259ZM37 249V250H36ZM44 249V250H45ZM1 250H2V252H1ZM30 250H28L29 252H30ZM35 250H36V252L37 253H35ZM85 250V249H84ZM88 250H87V252H88ZM258 250V249H257ZM193 251V250H192ZM192 251L191 250H189V255L192 257L193 255H192ZM256 251V250H255ZM29 252H27L28 253V255H27V253H26V255L27 256H32ZM233 252V253H232ZM257 252V251H256ZM35 253V254H34ZM237 253V252H236ZM236 253H234L235 255H233V259H234V257L236 256ZM95 254V253H94ZM25 255V254H24ZM25 255V256H26ZM88 256H89V253L87 254ZM96 256L94 257L93 256V254H92V256L94 257H90L89 259L90 260H88V259H86V258H88V256H86V258H84V263L85 264H91V260L92 259H95V258H97L98 257V254H95ZM238 256H240L239 254H237ZM30 256H29V258H30ZM40 256V255H39ZM38 256V257H39ZM33 257H31L30 258V260H32V258ZM37 257V258H38ZM28 258V259H29ZM36 258V257H35ZM35 258H33V260L32 261H30V263L28 262V261H26V262H28L29 264H33V262H35V264H36V262H37V260L39 259L40 261H42V259H41V256L36 260ZM194 258V257H193ZM230 258H232L231 256H230ZM236 259H240L241 257H235ZM85 259H86V261H85ZM233 259H231L230 261H232ZM17 260V259H16ZM15 260V258H14V260H11V259H9L8 260V262H7V264H18V262L20 261V260H18V261H16ZM209 262H208V261ZM197 262H195V264H197ZM207 262V263H206ZM225 262V263H224ZM233 262V261H232ZM1 263V262H0ZM25 263V262H24ZM23 263V264H24ZM81 263H83V261L81 262ZM19 264H22V262H19ZM26 264V263H25ZM37 264H38V262H37ZM75 264H77V263H75ZM80 264V263H79ZM231 264H233V263H231Z\"/></svg>", "mask_w": 264, "mask_h": 264}]
</instances>
